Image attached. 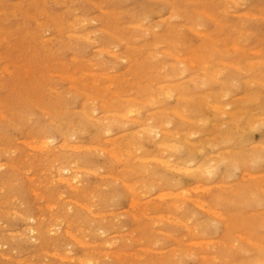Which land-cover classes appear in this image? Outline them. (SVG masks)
Listing matches in <instances>:
<instances>
[{
	"label": "rangeland",
	"instance_id": "rangeland-1",
	"mask_svg": "<svg viewBox=\"0 0 264 264\" xmlns=\"http://www.w3.org/2000/svg\"><path fill=\"white\" fill-rule=\"evenodd\" d=\"M91 1H94V2H91ZM175 1L178 3H175ZM206 1H207V4H206ZM210 1H211V3H210ZM96 2H95V0H50V1L49 0H19V1L18 0H0V35L1 34L3 35V38H2V35L0 36V40L2 39L0 41V65L2 63L6 62L5 63L6 66H4V64H2V66H1L2 68H0L1 69L0 71L2 72V73L0 72V75H1L0 81L2 82V83H0V102L2 104L0 106V108H3V107L5 108V109L4 108L0 109V112H1L0 113V145H1L0 146V191H1L0 192V201L1 202L0 203H2V202L6 203V201L8 202L7 205L4 204L7 208L4 207L3 203L0 204L3 208V209L0 208V210H5L3 212L0 211L1 212L0 213V229H1L0 234L2 231V234L0 235V237H1L0 243L3 245L0 247V249L3 247L0 250V252L1 251L4 252V253H0V256H1L0 257V259H1L0 263L4 264L7 261L5 264H8V262L10 264H13V261H14V263L22 264V262L25 263V261H26V263H27L28 260L31 261V259L33 258V260H35V261L33 262V260H32L31 261V262H33L32 264H37L40 261V259L42 261L43 260L44 261L43 262L40 261V263H38V264H41V263L45 264L46 263L45 260L48 257L47 254L49 253V250H50V252L56 251V253L55 252H54V254H52L53 252L50 253L49 258L46 260L48 262L47 264H50V263L51 264H56V263H59V264L60 263L61 264H79L80 263L79 260H81V262H82L80 264H87L86 262H88V260L90 258H92L95 261V264H113V263L114 264H135V263L136 264H157V263L158 264H169V263L170 264L171 263L172 264H175V263L176 264L177 263H179V264H203V262L204 263L206 262L205 260H207V263H205V264H208L209 260H211L209 262H211L212 264H231V263H233V264H236V263L237 264H246V263H249L248 261H250V263H252L251 260L252 261H255V260L258 261L259 260V261L264 262V218H263L264 217V183H262L264 180V148H263L264 147V116H263L264 115V97H263L264 96V79H263L264 76H262V75H264V72H263L264 71V66H263L264 65V54H263L264 53V35H263V33H264V0H243V1L242 0H238V1L237 0L236 1H234V0H232V1L231 0H214V1L213 0H204V1L203 0H201V1L200 0H197V1L194 0L193 3L190 2L189 0H185V2H184V0H96ZM201 2L203 4H201ZM214 2H216V4H214L215 7H214V5H212ZM220 2H222V3H220ZM95 3H96V5H95ZM227 3H230V4L226 5ZM234 3H238V4L234 5ZM254 3H255V5H254ZM170 4L172 5V8H171ZM218 4H219V6H218ZM222 4H224V5H222ZM239 4H241V6ZM161 5H164V6H161ZM175 5H177V6H175ZM216 5H217V8H216ZM252 5H254V7H252ZM197 6H198V8H197ZM205 6H208V7H205ZM210 6H211L213 11L212 10L208 11ZM226 6L232 7V8L228 9ZM182 7H185V8H182ZM177 8L180 10H178ZM181 8H182V10H181ZM203 8H205V10ZM213 8H215V9H213ZM226 9H228V10L226 11ZM91 10H93V11H91ZM102 10H104L105 12ZM170 10H172V11H170ZM220 10H222V11H220ZM248 10H251L252 13L250 11L248 12ZM255 10H256V13L258 12L257 14H254ZM163 11H164V14H163ZM176 11H179V12H176ZM223 11H225V12L223 13ZM244 11L248 12L250 14V16H252V18L249 17L248 13H244ZM169 12H170V14H169ZM232 12H233V14H230ZM189 13H190V15H189ZM210 13H211V15H208ZM172 14H174V16ZM251 14H254V15H251ZM260 14L263 15V17ZM81 15L82 16L85 15V17L83 16V18H85V19H79V17H81ZM245 15L247 17H245ZM189 16H191V18H189ZM13 17H14V19H13ZM74 18H75V20H74ZM241 18L242 19L245 18V19L241 20ZM184 20H186V21L181 22ZM228 20H230V21H228ZM69 21L70 22L73 21L72 23L74 25H72V23H70ZM95 21H96V24H95ZM143 21L145 23H143ZM67 22H69V23H67ZM136 22L138 24H133ZM153 22L155 24H153ZM128 23H131V24L127 25ZM184 23L187 25L185 26ZM234 23L236 24V27H235ZM85 24L87 25V27ZM257 24H258V26H257ZM188 25L189 26L191 25V26L188 27ZM240 25H242V26H240ZM74 26H75V28H74ZM84 26H85V28H84ZM140 26H141V28H140ZM67 27H70V28H68V30H67ZM80 27H82V28H80ZM155 27H157V30L154 29ZM237 27H239V28H237ZM257 27H259L260 29ZM102 28H103V30H102ZM189 28H191L192 30ZM195 28H196V30H195ZM245 28H248L249 32H247ZM197 29L199 31H201V33L203 35L201 33H200L201 35H199V31ZM236 30H239V32L238 31L236 32ZM67 31L69 32L70 35L68 34ZM214 31H216V32H214ZM243 31L246 32V33L244 32V35L242 34ZM259 31L262 32L261 35H259L260 34ZM79 32L80 33L83 32L84 34L81 33L82 35L80 34V36H79V34H78ZM88 32H90V35ZM87 33L89 36L86 35ZM92 33H94V34H92ZM204 33L206 35H208V37L205 36ZM238 33L240 35H237ZM249 33H251V34H249ZM76 34H78V35H76ZM74 35H76V36H74ZM104 35H106V38ZM227 35H228V38H227ZM246 35H248V37ZM6 36H8V37H6ZM46 36H48V38ZM81 36H83L84 38ZM5 37H6V39H5ZM85 37H89L93 41L86 39ZM139 37H141V38H139ZM142 37H144V38L142 39ZM201 37H203L204 39H202ZM242 37H243V39H242ZM101 38H103V39H101ZM248 38H249V41H247ZM9 39H11V40H9ZM75 39H76V41H75ZM139 39L142 41H140ZM240 39H241V41H240ZM201 40H203V41H201ZM84 41H87V42L85 43ZM219 41H221V42H219ZM260 41H262V42H260ZM247 42H248V44H247ZM163 43H164V46H163ZM217 43H219V44H217ZM121 44H122V46H120ZM231 44H232V46H231ZM236 44L238 46H240L239 50L234 49L233 45L235 46ZM131 45H135V46H131ZM207 45H208V47H207ZM255 45H259V46H255ZM223 46H224V48H223ZM229 46H231L232 49H230ZM97 47L99 49H101L103 47L105 49L106 47H108V49L105 50V51H107V54L104 51L102 52V51L98 50ZM109 47L111 48V50ZM120 47L121 48L123 47L124 50L121 49ZM154 47H156V48H154ZM226 47H227V49H225ZM255 47H256V49H255ZM92 48H94L96 50L94 51V49H92ZM114 48H115V50H114ZM162 48H163V50H162ZM187 48H188V51L185 52L187 50ZM13 49L16 50L15 53H14ZM137 49H139V52ZM164 49L166 51H164ZM169 49H170V51H169ZM194 49L197 52L199 51V53L203 56L204 60L207 59L209 61V64L211 62H213V64H212L213 66L210 64L209 70L213 71V69L216 70V68H218L219 70L223 71V72L220 71V75H219V78L217 80H215V77H212V78L206 77V76H203L199 73H196V71L189 69L187 65H183V64L181 65L182 67L186 66L185 67L186 68L185 73H183V75L178 76L177 78H172L174 67L177 65V59H176L177 57H175V56L176 55L185 56L186 55L185 53L188 54L190 51H192ZM196 49H198V50H196ZM200 49H202V50H200ZM249 49H250V52H249ZM257 49L259 52H261L260 54L255 53V51H257ZM10 50L13 52H11ZM101 50H103V49H101ZM112 50L117 52L118 57L116 56V53L113 52ZM179 50H181V52ZM215 50H216V53H215ZM231 50H234V51H231ZM235 51H237V52H235ZM83 52H85V53L83 54ZM101 52L103 54H100ZM111 52L113 54H111ZM159 53H160V55H161V53L163 55L160 56ZM212 53H215L216 55L215 54L213 55ZM218 54H219V56H218ZM73 55L75 57L78 56V57H76V60L71 58V57H73ZM99 55H100V57H99ZM111 55L114 57H112ZM225 55H227V56H225ZM123 56H126L127 58L125 59V58H123ZM216 56H218V57H216ZM222 56L226 57V58H223ZM255 56H256V58H255ZM15 57H16V59H15ZM250 57L253 59V61L255 59V61L256 60H262V62L252 64L251 63L252 59H250ZM18 58H20V59H18ZM86 58H88V59H86ZM89 59H90V61L88 62ZM120 59L124 60V61L122 60L123 63ZM219 59L220 60L223 59L225 61V64L222 63L223 60L220 62ZM246 59H248V63H246L247 62ZM2 60L3 61L5 60V61L1 62ZM93 60L95 62H93V64H92L91 61H93ZM125 61L127 62L128 65L126 64ZM171 61H172V64H171ZM18 62H20V64ZM99 62H102V63H99ZM108 62L109 63L111 62L112 65L109 64ZM117 62H119L118 65H117ZM229 62L233 63V65L234 64L237 65V67L235 68V65L234 66L229 65ZM96 63H97V65H100V66L94 67V66H97V65H94ZM14 64H18V65H14ZM218 64H220V65H218ZM250 64H252V65H250ZM107 65L108 66L111 65L110 66L111 68L108 67ZM114 65H117V66H114ZM90 66L92 68H90ZM219 66H220V68H219ZM238 66H240V68ZM23 67H26V69ZM80 67H81V69H78ZM126 67H128V68H126ZM163 67L166 69H164ZM227 67H228V69H227ZM260 67L262 68L261 70H260ZM3 68H5V70H3ZM6 68H7V70H9V68H10V71L7 72ZM105 68L107 71L105 70ZM157 68H158V70H157ZM224 68H226V71L224 70ZM237 68H239L240 70ZM85 69L88 71H86ZM95 69H97V70H95ZM148 69L149 70L151 69V71H149ZM31 70H33V71H31ZM98 70H100V71H98ZM103 70H105V71L103 72ZM110 70H112L111 71L112 75H109ZM139 70L141 72H138ZM161 70L163 72H161ZM25 71H27V72L25 73ZM50 71H52V74ZM84 71H86L87 73L89 71L90 72H89V74H87ZM92 71H95V74L93 72L94 76L91 75ZM97 71L99 74L97 73ZM53 72H55V73H53ZM58 72H60V74ZM61 72L63 75L61 74ZM64 72L66 73L67 76H70V73H71L70 78L72 77V74H73V77L71 79L74 81L69 80L70 79L69 77H68L69 79L66 78L67 76L64 75L65 74ZM68 72H70V73H68ZM106 72L109 74H107ZM152 72H153V74H152ZM121 73H124V74L122 75ZM194 73L196 74V76H191V75H195ZM238 73H240L239 77H238ZM248 73H250V74H248ZM105 74L109 75V78H108V76L106 77ZM113 74H115L114 77H111V76H113ZM231 74H232V76H231ZM235 74H236V76H235ZM83 75H85V76H83ZM97 76H99L100 78L101 77H104V78L99 79V77L97 78ZM128 76H130V77L132 76V77L129 78ZM200 76H201V78L206 77V78H204V81H202L203 78L201 80ZM260 76L262 79L260 78ZM79 77H80V79H79ZM85 77H86V81L84 84ZM94 77L96 79H94ZM165 77H166V79L173 80V81H171L172 85L178 84L181 86V88L184 87L183 90L188 88L187 90H185V92L186 91L187 92H186V96L184 97V99L183 98L180 99L179 96H172V97L170 96L171 97V99H170L169 96H166L168 98L167 99L164 94L161 95L160 89H159V92H157L158 91L157 88H159L158 86H161L164 84L163 81H164ZM196 77L198 79L199 78L200 79L198 80ZM227 77H228V79H227ZM244 77H245V79H244ZM248 77H249V79H248ZM258 77L260 79H258ZM92 78L94 79L93 82L91 81V80H93ZM141 78L144 81H142ZM184 78H186V79H184ZM190 78H192V79H190ZM252 78H253V80H252ZM177 79H179V80H177ZM189 79H190V81H189ZM255 79H258L261 82L263 81V83L258 82ZM76 80H77V82H75ZM82 80H83V83H82ZM176 80L177 81L181 80L180 81L181 83L177 82ZM206 80H207V84L205 85ZM43 81H45V82H43ZM110 81H112V82H110ZM158 81H160L162 84ZM251 81L253 84L251 83ZM3 82H4V84H3ZM87 82L90 83L89 84L90 87H89ZM94 82L95 83L98 82L99 84L97 83L98 84L97 85ZM122 82H124L125 84L124 83L122 84ZM128 82H131V83H128ZM107 83H108V85H107ZM200 83H202V84H200ZM68 84H69V86H68ZM70 84H71V86H70ZM73 84H74V86L72 87ZM101 84H102V89H101V87H99ZM119 84L121 85V87ZM133 84H134V86H133ZM156 84L157 85L159 84V85L157 86ZM167 84H171V83L167 82ZM233 84H234V87L232 86ZM46 85H47V87H46ZM202 85H203V87H202ZM94 86L95 87L97 86V88L95 89L96 92L94 90V88H95ZM144 86L146 87L145 88L146 90L144 89ZM246 86L248 89H246ZM54 87L56 88V90L58 92L55 90ZM75 87H77V88H75ZM88 87H89V89H88ZM103 87H105V89H107V90H105ZM108 87H110V88H108ZM135 87H138V91H137V88H135ZM200 87H202V88H200ZM51 88L53 89L52 91H51ZM123 88H126V89H124V92H123ZM222 88H224V89H222ZM79 89L80 90L82 89V90L79 91ZM148 89H149V91L152 90V92L150 91L151 94H150V92H148ZM208 89L210 91H208ZM226 89L229 91L228 93H227ZM83 90H85L86 94ZM89 90L92 93H90ZM114 90H115V92H113ZM140 90H142V91H140ZM232 90H234V91H232ZM250 90L251 91L253 90V91L251 92ZM53 91H56V92H53ZM139 91H140L141 95L139 94ZM143 91H145V92H143ZM154 91H156V92L154 93ZM222 91H223V93L225 91L226 92L223 94ZM94 92H95V94H94ZM117 92H119V93H117ZM120 92L122 94H120ZM198 92H200V93H198ZM208 92L209 93L211 92V93L209 94ZM254 92L258 93V97L256 96L257 94L255 95ZM261 92H262V94H261ZM40 93H41V95H40ZM87 93H90V96H89L90 98L88 97L89 94H87ZM187 93H188V95L191 94V96H187ZM226 93L228 94V96ZM243 93H245L244 94L245 96L246 95H248V96H246L244 98L242 96H239V94L243 95ZM219 94L223 97H221ZM130 95H131V97H130ZM204 95L205 96L207 95V97H205ZM121 96H122V98H121ZM134 96H135L136 101L134 100ZM225 96H227V97H225ZM117 97H118V99H117ZM129 97H130V99H129ZM132 97H133V99H132ZM136 97H137V99L141 98L142 102H140L141 100H139V99L137 100ZM152 97H155V99L157 97V99H159V102H157V103L149 102ZM200 97H201V100H203V101L200 100L199 101L200 103H198L197 100H199ZM209 97H210V99H209ZM101 98L104 102L101 101ZM185 98H186V100H185ZM219 98H221V100H219ZM253 98H255L256 101H253ZM256 98H258V99H256ZM104 99H106V100H104ZM163 99H166V100H163ZM237 99H239V100H237ZM240 99H241V101H240ZM260 99H261V101H260ZM84 100L87 102H85ZM188 100H193V101L191 102ZM206 100L207 101L211 100L212 103H211V101L209 103H207ZM225 100H227V101H225ZM250 100H251V102H250ZM95 101H97V103ZM106 101H108L110 103H107ZM117 101H120V102L122 101V102L120 103ZM160 101H163V102H160ZM219 101H221V102L225 101L226 103L224 102V104L221 103L222 105H220ZM233 101H235V102H233ZM135 102H136V104H135ZM137 102H139V104H137ZM187 102H189V104ZM193 102H195V103H193ZM84 103L86 104V106ZM91 103H92V105H91ZM102 103L105 105H103ZM116 103H118V104H116ZM130 103H132V106L137 105L136 107L139 108L140 113L135 114V116L140 115V117L137 116L135 118L134 115L130 116L127 114V116L126 115L125 116L130 119V122H129L128 121L129 119L127 120L126 117H124V116L121 117L119 115L122 112L123 113L125 112L124 107L127 106L125 104H130ZM218 103H219L220 107L223 105H226L227 107L225 106V107L221 108L222 109L221 110L220 108H217V106H216V105H218ZM70 104L71 105L74 104L75 106L74 105L71 106ZM173 104H175V105L173 106ZM185 104H188V105H185ZM205 104H207V105H205ZM212 104L216 107H214ZM82 105L85 106V108ZM123 105H125V106H123ZM176 105H178V106H176ZM238 105H240V106L237 107ZM34 106H35V108H34ZM92 106H95V107H92ZM249 106L250 107L252 106L253 108L252 107L250 108ZM42 107H44V108H42ZM141 107H143V108H141ZM245 107L252 109V110L246 109ZM112 108L114 109L113 111H112ZM150 108L152 109V111H154V114L152 111H150L151 110ZM174 108H175V110H174ZM228 108H230V109H228ZM232 108H233V110H232ZM41 109H43V110H41ZM80 109L84 110L86 113L85 112L83 113ZM86 109H87V111H86ZM115 109H117V110L123 109V110L120 112V114H118V112H117V114H115L116 113ZM168 109H169V111H168ZM190 109H192V110H190ZM226 109L228 111H226ZM234 109H235V111L239 110L238 113L235 114ZM9 110H10V112H9ZM44 110H46L47 112ZM102 110H105V111H102ZM106 111L107 112L109 111L108 113L110 115L115 112L114 114L116 116L115 115L110 116L109 114H107ZM156 111L159 112V114L161 112L164 114V115L162 114L163 119L169 121V129L171 128L170 129L171 131L174 130L173 132L176 135L175 137L179 138V143L183 142L182 146L179 144L180 146L179 147L175 146L176 147V149H175V147L171 144L170 146H168L166 148L162 147V150H164V151H161V148L159 149V147H157L155 145V141L152 138V136L149 135L145 130H142V127L139 125V122L140 123L144 122L142 120H145L146 122H150V123L158 122L156 119L158 118L159 114L155 115V113H157ZM175 111L177 113H175ZM72 112H74V113L72 114ZM145 112L146 113L148 112L146 114V116H145ZM219 112H221V114H219ZM225 112H227V113H225ZM230 112H232L234 115L232 113H231L232 114L231 115ZM243 112H245V113H244V115L241 116L240 113L243 114ZM100 113L104 116H105V114H107V115L104 117ZM201 113L202 114L205 113L204 115L207 117L208 121H207V119H205V116L202 115ZM28 114L29 115L32 114V115L29 117ZM175 114H177V115H175ZM258 114H259V116H258ZM89 115H90V117L93 116V118L90 119ZM97 115L98 116L100 115V116L97 117ZM191 115L192 116L197 115V117L193 116V119H192ZM261 115H262V120H261ZM1 116L5 117V118H3ZM182 116L183 117L186 116L187 118L191 117V119L189 118L188 120H186L185 117L183 118ZM59 117L61 120L58 119ZM100 117L102 120H100ZM106 117L107 118L109 117L110 119L107 120ZM115 117H117V118H115ZM142 117H144V119ZM151 117H154V118L152 119ZM198 117H199V119H198ZM97 118H99V119H97ZM118 118L120 119V121L118 120ZM146 118L147 119L149 118L152 120L148 119L149 120L148 121ZM201 118H203V120L200 121ZM49 119H51L53 122H51V120H49ZM181 119L184 120L186 123H184V121H182ZM194 119H196V120H194ZM217 119L219 120L218 122H217ZM40 120H42V121L40 122ZM96 120L97 121L100 120V121L97 122ZM105 120H107V121L104 122ZM191 120L192 121L194 120V121L192 122ZM225 120L228 122L226 123ZM248 120L250 122H246ZM29 121L31 122L30 124H29ZM110 121L112 124L109 123ZM118 121H119V123H118ZM121 121H123L122 124H121ZM100 122H102V123H100ZM199 122H201V123L203 122V124H199V126H198ZM204 122H206V124ZM217 123H219V124H217ZM260 123L262 124V126ZM32 124H34V125H32ZM89 124H90V126H89ZM179 124H180V126H179ZM188 124H191V126ZM94 125H95V127H94ZM102 125H103V128H102ZM106 125L111 127L110 131H105L106 129L104 127H106ZM214 125L217 128H215ZM117 126H119V127H117ZM98 127H100V128L98 129ZM136 127H139V128H136ZM178 127H180L179 128L180 130H182V131H179V133H177L178 129H176ZM208 127L209 128L211 127V128L209 129ZM219 127L222 131L220 129H218ZM249 127H251V128L248 129ZM101 128L103 130H101ZM132 128H133V130H131ZM206 128H207V130H206ZM213 128H215V130ZM217 129L224 134L222 135V133L219 132ZM54 130L57 131L58 133L57 132L55 133ZM84 130H87V131H84ZM128 130H130L129 133L127 132ZM175 130H177V131H175ZM183 130L184 131L186 130V131L184 132ZM190 130H193V131H190ZM194 130H196V131H194ZM197 130L199 131L198 133H197ZM230 130H231V132H230ZM249 130H251V131H249ZM253 130H255V131H253ZM102 131L104 132L105 136H102V135H104ZM124 131H125V133H123ZM61 132H62V134H61ZM83 132H84V135H82V137H80L79 135ZM117 132L118 133L121 132L120 135L121 134L122 135L121 136L118 135ZM192 132H196V135H195V133L192 134ZM247 132L248 133L254 132V133H251L252 135H250ZM127 133L129 134L128 136H127ZM227 133L229 134L228 136L230 138L233 137V140L229 138V141H228V136H226L227 138L224 136V135H227ZM244 133L245 134L247 133L245 135V137H244ZM63 134H64V136H63ZM108 134H110V135H108ZM115 134H117L118 136L121 137V138L117 137L118 138L117 140H116V138L114 139L116 144L118 146H120L121 144L124 143L122 145V148L125 145L124 147L126 149L125 148L121 149V146H120V148L119 147L116 148V144L112 140V138L117 136ZM184 134L186 136L189 135L188 136L189 138L181 137L182 135L185 136ZM190 134L192 136H190ZM219 134L222 136H220ZM106 135H108V136L106 137ZM230 135H232V136H230ZM44 136H45V138H43ZM69 136H71L73 138H70ZM215 136H217V139L215 138V141H219L217 144L213 140ZM242 136L245 138L243 140L245 142H243L241 140ZM249 136H250V138L253 139L252 141H250L251 139L249 140ZM46 137L47 138L51 137L50 140L52 139V137L54 140H57V139L58 140L55 142L52 140L53 141L52 142L49 139H46ZM103 137L107 138L108 140L104 139ZM24 138H27V140ZM62 138H63V140L66 139V140H64L67 143V146H66V143L64 144L66 148L64 147V145L61 146L64 143V141L62 142ZM77 138H79V139H77ZM81 138H83V139H81ZM99 138H101L102 141ZM199 138H200V140H199ZM209 138H210V140H209ZM219 138H221V139L219 140ZM42 139L47 140L48 145L51 142V144L48 146L51 149L50 148L47 149V147L46 148L43 147L45 150L43 148H40L41 151H40L39 147H36V149H34L35 145H38V143H40L38 146L41 145V141H43ZM70 139H72V140H70ZM186 139L188 141H186ZM201 139H203V140H201ZM30 140H32V143L30 142ZM36 140H38L40 142L35 143L34 141H36ZM110 140H112V141H110ZM204 140L207 142L209 140L211 142V143L208 142L209 147L207 145H205ZM247 140H249V141L246 142ZM73 141H75V142H73ZM106 141H107V143L111 142V143H109L110 144L109 146L107 145ZM138 141H140V142H138ZM144 141H146V142H144ZM192 141L194 142V144H192ZM201 141L203 142V144ZM59 142L61 143V145ZM69 142L72 143V144L70 143V146L68 144ZM207 142H206V144H207ZM256 142H258V144ZM260 142H262V143H260ZM73 143H77V146L79 145V148L77 146L74 147L73 145H76V144H73ZM84 143H86L87 145H85ZM118 143H120V145ZM129 143H130V145H129ZM14 144H16V145H14ZM92 144L94 146H96L97 144L98 145L100 144V145L99 146L97 145L99 148L93 149V147H90V145L93 146ZM112 144L115 146L114 148H113ZM132 144H133V146L130 149L129 147ZM82 145L87 146V147H84L85 149H81L80 147H83ZM257 145H258V147H260L259 149H258ZM71 146H72V148H70ZM102 146H104L106 148V151H107V148H108V150L113 149L114 150L113 155H111L112 154L111 150L109 152L108 151L106 152L104 150L105 148L103 149ZM200 146L203 147L204 150ZM247 146H249V147H247ZM7 147H9V148H7ZM54 147H57V148L55 149ZM61 147L62 148L64 147V148L62 149ZM180 147H182L183 149ZM191 147H193V148H191ZM205 147L207 149H205ZM232 147L236 148L238 150L234 151L235 149H233ZM37 148H38V150H37ZM75 148H77V149H75ZM127 148H129L130 151H127ZM156 148L159 149L158 152H157ZM170 148L172 150H170ZM177 148H179V149L177 150ZM21 149H23V150H21ZM88 149H90V150H88ZM91 149H92V151H91ZM96 149H98L99 151H97ZM116 149H117V151H116ZM119 149H121V150H119ZM135 149H136L137 153L135 152ZM227 149L229 151L230 150H233V151L229 152ZM250 149H252V150H250ZM29 150L30 151L33 150V152L30 154ZM86 150L88 151V153ZM131 150H132V152H131ZM165 150H166V152H165ZM188 150L190 152H188ZM201 150H203V151H201ZM257 150L259 153L256 154L255 152ZM26 151H27V153H26ZM36 151L38 152V154ZM223 151H224V153H222ZM249 151H251V152H249ZM252 151H254V152H252ZM6 152H7V154H6ZM18 152H20V154ZM68 152H70L71 154ZM83 152H86V153H83ZM104 152H105V154H104ZM160 152H161V155H160ZM28 153L30 154V156H28ZM41 153H42V155H41ZM77 153L81 154V155L79 156ZM108 153H109V155H108ZM118 153H120V155L121 154L124 155V158L122 157V155L120 156ZM123 153H125V154H123ZM143 153L146 155H144ZM227 153H229V154H227ZM253 153L255 155H253ZM52 154L54 155V157H52ZM114 154H116V156ZM162 154H164V155H162ZM173 154L175 157L173 156ZM48 155L50 156V158L52 157L53 160H52V158L50 159L48 157ZM55 155H56V157H55ZM86 155L89 156V158L86 157ZM125 155H126V157H125ZM222 155H224V156L222 157ZM250 155L253 156V158L251 157L253 160L250 158ZM26 156H28L27 159H26ZM70 156H72V157H70ZM137 156L138 157L142 156V158L138 159ZM146 156H148V157H146ZM160 156H162V157H160ZM24 157H25V161H24ZM132 157H134V158L137 157V158H135V161H134V159ZM149 157H151L150 158L151 160L150 159L147 160V158H149ZM152 157H154V158H152ZM159 157H160V159L163 158V160H160ZM187 157L193 158L194 163L195 162L200 163L201 161H204L206 159L215 160L218 162L219 166H221V167H218L217 172L213 173L209 177L198 178L199 176H197L192 170L189 169L190 170L189 171L187 169L188 173L193 172V174L191 175V174L186 173V171L184 169L182 171L179 167H177L178 163L185 161ZM219 157H220V159H219ZM225 157H226V159H225ZM242 157L244 159H242ZM68 158H70V159L68 160ZM87 158H88V160H86ZM117 158L121 159L122 161L118 160ZM126 158H127V160H126ZM143 158H146L145 159V161H147L146 167H147V169L149 168V170H150L149 173H145L140 169V165H141L140 162L142 160H144ZM216 158H218V159H216ZM58 159H61V160H58ZM129 159H130V161H129ZM131 159H133V160H131ZM250 159L256 163H253L252 161H250ZM14 160L15 161L17 160V161L15 162ZM29 160H31L30 164H29V162H30ZM65 160L67 162H65ZM246 160H248L247 161L248 163L246 162ZM20 161L24 162V163H21ZM26 161L28 162V164H25ZM123 161H127V164H126V162H123ZM11 162H12V164H11ZM19 162L21 164L18 165ZM34 162H35V164H33ZM38 162H40V163L38 164ZM68 162H69V164H68ZM72 162H74V163H72ZM87 162H89V163L87 164ZM131 162L133 163V165ZM220 162H221V165H220ZM244 162H245V164H244ZM42 163H45L46 165L42 164ZM79 163H80V165H79ZM73 164H75V165H73ZM123 164H124V167H123ZM9 165H13V166H9ZM50 165H51V167H54L53 169L55 170V172L50 167ZM57 165L61 168V169L59 168L60 171L57 170ZM69 165H71V166L69 167ZM119 165H121L122 168ZM17 166H18V168H17ZM24 166H26L25 167V168H27L26 170H25ZM168 166H169V168H168ZM172 166L174 168H172ZM233 166H234V168H233ZM8 167H10V168H8ZM14 167H16L17 170H16V168L14 169ZM72 167L74 168V170H72ZM79 167H82V168L84 167V170H80ZM86 167H87V170L89 169V171H87V170L85 171ZM100 167L102 169H100ZM130 167H132L134 169V171L132 168H131L132 171H130L131 170ZM6 168H8V169H6ZM29 168H30V170H29ZM62 168H64V169H62ZM93 168H95L96 170L94 169L95 170L94 171ZM106 168H107V170H109V172H110V170L111 171L113 170V171L110 173H107ZM163 168H165V170H163ZM175 168H178V169H175ZM235 168H237L238 170L236 169L237 170L236 171ZM21 169L23 172L21 171ZM115 169L117 171H115ZM123 169H124V171H123ZM66 170H67V172H66ZM162 170L165 172H163ZM242 170H243V172H242ZM96 171H98V172L96 173ZM154 171H155V173H153ZM39 172H40V174H39ZM127 172H128V174H127ZM253 172L256 175L253 174ZM258 172H259V174H258ZM260 172L261 173L263 172V174H261ZM54 173H55V175H54ZM60 173L63 174L64 178L62 177V175ZM125 173H126V177H125ZM151 173L155 174V175L152 176ZM4 174H6V175H4ZM42 174H44V175H42ZM58 174L60 176L59 181L57 179ZM95 174H99V175L95 176ZM106 174H108L107 177H105ZM109 174H110V176H109ZM115 174H117V176ZM131 174L133 175L132 178L130 177ZM136 174H137V179L135 178ZM165 174H166V177H165ZM231 174H233L234 176ZM12 175H13V178H12ZM51 175L55 178V180L53 179V177ZM67 175L68 176L71 175V177H72V175L77 176V180H76L77 185H75L77 187V190H76V187H74L75 189L73 187L70 188L71 186H70V184L68 185V182H67V180L70 177H68ZM84 175H86V176H84ZM101 175H103V176H101ZM138 176H140V177H138ZM160 177H162V178H160ZM65 178H66V180H65ZM84 178H87V179H84ZM116 178L118 180H114ZM127 178L129 181L127 180ZM233 178H234V180H233ZM261 178H262V180H260V181H262V182H259V179H261ZM63 179H64V182H63ZM108 179H110V181ZM1 180H3L2 181L3 183H5V181L8 182V183H5L7 185L5 186V185L1 184ZM83 180L84 181L87 180V182L88 181H90V182L87 183V182H84ZM111 180H113V181H111ZM134 180H136L135 182H138L136 185L134 184ZM222 180H226L227 183H225L226 181H222ZM106 181H107V183H106ZM123 181L125 183H123ZM235 181H238V184H236L237 182H235ZM76 182H73V183L75 184ZM110 182H112V183H110ZM197 182L199 183L198 186H196ZM221 182L225 183V184H222ZM86 183L87 184L90 183V184L86 185ZM127 183L128 184L130 183V184L128 185ZM247 183H248V185H247ZM8 184H10V186ZM29 184H31V185L29 186ZM74 184H73V186H74ZM79 184H81V185L79 186ZM157 184H160V185H157ZM203 184L207 187L208 190L206 189L205 186H203ZM96 185H98V186H96ZM131 185L134 187L133 188L134 190L132 189ZM207 185L209 186V188ZM25 186H26V189H25ZM191 186H193V187H191ZM201 186H203V188ZM236 186H237V188H236ZM31 187H32V189H31ZM197 187H200V188H198L200 190H197L196 189ZM1 188L2 189L5 188V191L7 189V191H6L7 193L6 192L4 193L3 190H1ZM27 188H28V190H27ZM178 188H181V189H178ZM69 189H71V190H69ZM79 189L80 190H83V189L86 190V191H84V193L86 195L82 191H80ZM195 189H196V191H194ZM237 189L239 191H241L240 189H242V191H244V192H240L242 194H240V193L238 194L239 191L237 192L236 191ZM117 190H119V192ZM163 190H165V193L168 195H166V197H164V198H161L162 197L161 194H165L164 192H162ZM9 191L13 192V193L16 192V194H10ZM34 191L36 193H34ZM92 191L94 193L91 194ZM102 191H103V193H102ZM182 191H184L185 193ZM203 191H204V193H203ZM80 192H82L84 195L83 194L80 195L79 194ZM194 192L196 194L199 193L197 195V198H196V196H195L196 194ZM3 193L6 194V196ZM154 193L155 194L158 193L161 197H158L157 196L158 194L155 195ZM35 194L36 195L38 194V195L35 196ZM54 194H57L58 196H56ZM59 194L62 195V197ZM95 194H96V196L94 197ZM218 194H219V197H218ZM18 195H19V198H21L22 195L25 196V197L23 196V198H22L24 200V202L22 199L17 198ZM70 195L72 196V198H70L71 197ZM90 195H93V196L90 197ZM177 195H179V196H177ZM193 195L195 196V198H192V197H194ZM15 196H16V198H15ZM55 196L58 197L59 200L57 198L55 199ZM86 196H89V197H87L88 200L86 199ZM102 196H103L104 201H106V206L108 204L107 207L105 206V202L102 201L103 200ZM215 196H217V197L215 198ZM220 196H222V198H223L222 202L225 203V204L222 203L223 207H222V205L221 206L219 205L221 203L220 200L222 199ZM59 197H61V199ZM82 197H84V198H82ZM130 197H131V200H130ZM189 197H191V198L188 199ZM49 198L52 201H48ZM67 198H70V199H67ZM75 198L77 199L76 201H75ZM218 198H219V202H218ZM232 198H233V200H232ZM250 198H253V199L254 198H260L263 200V202L260 204H257L255 202L250 203V201L252 200ZM72 199L74 200L73 203L71 202ZM91 199L92 200L94 199L95 201H92ZM107 199H108V201H107ZM111 199H113L112 200L113 203L111 201L110 202L111 204H110L109 201ZM142 199H144V200H142ZM214 199L215 200L217 199L216 205L218 208L216 207V205L213 204L214 202H216ZM248 199H249V201H247ZM11 200L13 201V204H12ZM60 200H61V202H60ZM81 200H83V202ZM97 200L98 201L100 200L102 203L100 201L98 203ZM134 200H136V202H137L136 206L133 205ZM180 200H182L183 202L182 201L180 202ZM54 201L56 203L58 202V204H56ZM63 201H65V202H63ZM231 201H234V202H232V204H230ZM29 202H33L34 206L31 207V205H33V203H29ZM49 202L54 204V205L51 204L52 205L51 207L53 209L52 208L50 209V203ZM118 202H120L121 204H119ZM226 202H228V203H226ZM240 202L244 203V204H241ZM9 203H10V205H9ZM46 203L48 204V207H46L47 206ZM59 203L61 204V206L59 205ZM75 203L77 205H74ZM78 203H81V205ZM82 203H84V204L88 203L87 206L84 205V207H86V208L82 207L83 206ZM184 203H185V205H184ZM19 204L22 205L21 206L22 208L20 207ZM36 204L41 206L40 208H42V209H39L38 208L39 206H36ZM89 204H91V206L92 205H94V206L91 207ZM98 204H99L100 210L98 208ZM198 204L200 207L198 206ZM117 205H119V206H117ZM155 205L156 206L158 205V207H156ZM74 206L80 207V209L78 208L79 210H77V207L73 209ZM190 206H193V207H190ZM188 207H190L191 209ZM12 208H14L13 210H15V211L17 210L16 213H15V211L12 210ZM68 208L70 211L67 210ZM101 208H102V211H101ZM103 208H104V211H103ZM111 208H114V209H111ZM130 208L131 209L133 208V209L131 210ZM195 208H196L197 212L196 211L194 212ZM81 209H83V210H81ZM92 209H93V211L98 209L96 212L94 211V214L96 215V217H95V215H93ZM221 209L223 210V212ZM224 209H225V212H224ZM8 210L10 211V214L8 215L9 217L6 215L7 212L9 213ZM60 210H61V212H59ZM115 210L117 211V213ZM186 210H191V211L187 212ZM73 211H74V215H73ZM79 211H81L82 213H78ZM98 211L101 212L100 214L104 218L98 213ZM112 211H115L114 212L115 216L113 215ZM229 211H230V213H234V214L227 215V214H229ZM18 212L19 213L22 212V215H20V214L18 215ZM52 212H53V215L56 216V220H55V217L52 215ZM102 212L103 213L108 212V214H106V216H104L105 213L102 214ZM183 212L184 213L187 212L184 214V217L181 216V214H183ZM193 212L197 213L199 215L197 216ZM251 212H253V213H251ZM14 213L17 214L16 217H13V216H15V215H13ZM34 213H36V214L38 213V214L36 215ZM66 213H68V214H66ZM86 213L89 215H86V216L84 215L83 217L79 216V214H81V216H82L83 214H86ZM4 214L8 218L5 217ZM40 214H41V216H40ZM190 215L191 216L196 215V217L195 216L191 217ZM35 216L36 217L38 216L37 217L38 221L35 220L36 219ZM87 216H90L91 219L94 216V219L91 220V219H89L90 217H87ZM100 216L102 217L101 219H100ZM117 216H118V219H117ZM188 216H190V218ZM208 216H209V218H207ZM215 216H217V217H215ZM27 217H29L30 219ZM31 217L34 220L33 222L31 220ZM67 217L70 218L71 220L68 219ZM187 217L191 220H189ZM19 218L22 221L19 220ZM47 218H48V220H46ZM95 218L100 219V222L103 220H105V221H103L100 224L99 220L98 219L96 220ZM186 218L188 221L186 220ZM253 218H255V219H253ZM5 219H7V220L10 219V220L7 221ZM50 219H51V221H50ZM166 219H169V220H166ZM215 219H217V222H214V221H216ZM69 220H70V223L68 224ZM95 220H96V222H95ZM5 221L7 222V225H6ZM90 221L91 222L93 221V223L95 222L97 224H95V223L90 224L91 223ZM198 221H199V223H198ZM45 222L47 223V225ZM62 222L64 224L61 225ZM167 222L172 224V225L168 224ZM243 222H245V225ZM32 223H36V224H32ZM43 223H45V224H43ZM54 223H56V224H54ZM88 223H89V226H88ZM212 223H216V225L212 224ZM30 224H31V226H29L28 227L29 229H28L26 226H28ZM42 224H43V226H42ZM52 224H54L55 226L60 225L61 228L57 227L58 228L57 229ZM106 224L108 226L110 224V227H108ZM182 224H184V225L181 226ZM191 224H192V226H191ZM193 224L194 225L196 224V226H194ZM197 224H199V225L202 224V226L200 225V227H198L199 225H197ZM204 224L206 225V227ZM233 224H234V226H233ZM237 224H239V225H237ZM5 225L7 228H5ZM67 225L69 227L70 226L71 227L69 228ZM95 225H97V226H95ZM8 226L13 227V228H9ZM14 226H16V227H14ZM44 226H45V228H44ZM48 226H49V228H48ZM50 226L52 229L50 228ZM64 226H67V227L65 228ZM72 226H75V227H72ZM85 226H87V227H85ZM31 227H35L36 233L38 230V234H36L35 232L34 233L36 235L34 233L31 234V232H30ZM39 227H40V229H39ZM105 227H108V228L104 229ZM111 227H112V229H111ZM192 227H194L195 232L192 229ZM196 227H197V229H195ZM3 228H5L6 231L3 232V230H5ZM16 228L18 230H16ZM62 228H64V229H62ZM87 228H90L89 229L90 231ZM201 228H204V229L208 228L209 230L208 231L202 230L203 233L205 232L204 233L205 235L203 234V236H202L199 233L201 231L199 229H201ZM21 229L24 230L22 232L23 234L21 233V231H22ZM45 229H47V230H45ZM48 229L51 233L48 232ZM53 229L56 232H53ZM91 229L94 231H92ZM11 230H13V231H11ZM26 230H28V231H26ZM57 230H59V233L57 232ZM65 230H66V232L68 230L67 234H66V232H64ZM102 230L103 231L106 230V232H108V233L106 234ZM9 231H10V233H9ZM97 231H99V232H97ZM101 231H102V233H105V234L102 235ZM117 231H118V233H116ZM178 231H180L179 232L180 234L178 233ZM7 232H8V234H7ZM11 232H14L16 235H14V233L12 235ZM76 232L79 233V236H77V237L79 239H81L80 241H82V239H84L86 237L84 239V241H82V242L77 241V237H75V236L78 234ZM184 232L185 233L187 232V233L185 234ZM42 233H43V237H42ZM70 233L71 234L73 233V234L70 235ZM75 233H76V235H75ZM92 233H97V234L92 235ZM111 233H112V235H111ZM194 233L198 234L197 236L199 238L196 235H194ZM58 234H60V235H58ZM239 234H240V236H239ZM17 235H19V236L16 237ZM159 235H164V236L159 237ZM7 236H9V237H7ZM11 236H13L14 238ZM32 236H34V237H32ZM36 236L39 238H37ZM58 236H60V237H58ZM63 236H65V237H63ZM70 236H72L73 238ZM87 236H89V237H87ZM113 236H114V238H112ZM235 236L237 237V239ZM3 237H6V239ZM91 237L92 238L94 237L93 240ZM157 237H159V238H157ZM234 237H235V239H234ZM115 238H116L118 243H116V241L113 242V240H115ZM117 238L120 240H118ZM2 239H3V242H5V240L8 241L7 243L6 242L4 243L6 245L3 244ZM8 239H10V240H8ZM14 239H16V240H14ZM21 239H22L24 245H22ZM37 239H38V241H36ZM199 239H202V241H200ZM70 240H71V242H70ZM91 240H92V242H91ZM109 240H110V242H107ZM192 240H193V243H192ZM195 240H197L199 243L198 242H197V244L194 243V242H196ZM236 240L238 241V243L240 242L242 244H237ZM245 240H246V242H245ZM247 240L250 242H248ZM18 241H21V242H18ZM42 241H43V243H42ZM60 241H61V243H59ZM111 241L114 243L113 245H112ZM207 241H209V243ZM56 242L58 244H60V245H58V247L55 246V244L57 245ZM68 242H69V244H68L69 246L67 245ZM151 242H153V243H151ZM213 242L215 243V247H216L217 251L220 249L219 252H217V254L215 253L216 255L214 254L216 249H215V247H213L214 246ZM18 243H19V245H16ZM29 243H31V244H29ZM76 243H77V245L75 246ZM106 243H108L109 246ZM233 244L235 247L233 246ZM15 245H16V247H15ZM20 245H22V246H20ZM61 245L64 247H62ZM65 245H67L68 247ZM110 245H112V246H110ZM242 245H245V247H247V249L250 248L253 251H251L250 253H247V252H249V250L246 252V248H243ZM11 246L14 248L10 249L9 247H11ZM17 246H20V247H18V249L16 250L15 248H17ZM48 246L50 247V249L48 248ZM148 246H150V247L147 248ZM190 246L191 247L193 246L192 248L194 249V251H190L191 250ZM5 247L10 249V250L6 249ZM54 247L56 248V250H53V249H55ZM198 247H199V249H202V250H199ZM206 247H209V248L213 247L212 248L213 250L208 248V251H207ZM239 247H242V249H244L245 251L240 250ZM252 247H254L255 250ZM260 247H262L263 250L262 249H260V250L256 249V248H260ZM4 248L6 251L4 250ZM20 248L23 249V250H21L23 252L19 251ZM45 248L48 250H46ZM63 248L66 251L63 250ZM42 249L46 250L45 253L47 252L46 253L47 256L45 255V253ZM68 249H70V250H68ZM159 249H162V250H159ZM180 249H181V251L183 250L182 253H186L185 255L189 254V252H190V254H189L190 256L187 257L188 255L184 256V254L182 256L177 255V254L181 255ZM187 249H189V250L187 251ZM197 249L199 252L196 251ZM229 249L231 251H229ZM12 250H13V252H12ZM14 250L17 252H14ZM40 250L43 252V254ZM57 250L62 251V252H60L61 254L58 253ZM71 250H72V252H69ZM225 250L229 253L226 254ZM239 250H240V252L242 251V254H238ZM7 251H9V252L11 251V255L13 254V256H16L17 259H16V257H14V259H15L14 260L13 256L11 257L10 253ZM34 251H35V253H34ZM39 251L41 252L40 253L41 255H45V256L43 257L40 255L42 257V258H40L38 255L39 258L37 259L35 257L37 256V254H39V253H37ZM220 251H221V253H220ZM153 252H155V253H153ZM244 252H246V253H244ZM6 253L7 254L9 253L8 255L10 256L9 257L10 259H8V260H7L8 255ZM14 253H16V255ZM68 253H69V255L71 254L70 255L71 259H69ZM156 253H158V254H156ZM174 253H177V254H174ZM192 253L195 255H197V254L198 255L194 257L191 255ZM222 253L226 254V255H222ZM3 254H6L7 258L3 257L2 256ZM18 254L19 255L21 254V257H19L20 259L18 258ZM62 254L64 255V257L65 256L66 257L68 256V257L67 258L65 257L66 258L65 259ZM148 254L150 256L151 255L152 256L148 257L147 256ZM235 254H237L239 256H237ZM30 255H31V259H30V257H28ZM57 255H59V256L57 257ZM137 255L140 258L139 257L136 258L135 256H137ZM156 255H158V256H156ZM22 256H27L29 259L27 257L24 259V257L22 258ZM145 256H147L149 259ZM225 256H228L229 259H228V257L225 258ZM61 257H63L64 259ZM212 257L214 259L217 258L218 260L216 259V261H215ZM142 258H144L143 261H141ZM157 258H158V261H157ZM175 258H177V260H175ZM183 258L185 260L187 259L186 263L184 262L185 260ZM192 258H196V259H192ZM222 258H223V260H221ZM253 258H254V260H253ZM11 259H13V260H11ZM36 259H37V261H36ZM54 259H56V260H54ZM77 259H79V260H77ZM112 259H113V261H111ZM212 259L215 261V263L212 262L213 261ZM226 259H227V261H226ZM17 260H19L21 263ZM134 260H135V262H134ZM154 260H155V262H153ZM172 260H173V262H172ZM202 260H203V262H202ZM241 260H243V261H241ZM245 260H246V262H245ZM144 261H146V262H144ZM182 261L184 263H182ZM198 261L200 263H198ZM256 261L253 262L252 264L256 263ZM31 262H30V264H31ZM262 262L261 263L258 262V264H264ZM211 263H209V264H211ZM27 264H29V263H27Z\"/></svg>",
	"mask_w": 264,
	"mask_h": 264
},
{
	"label": "bare ground",
	"instance_id": "bare-ground-1",
	"mask_svg": "<svg viewBox=\"0 0 264 264\" xmlns=\"http://www.w3.org/2000/svg\"><path fill=\"white\" fill-rule=\"evenodd\" d=\"M18 1H19V0H18ZM49 1H50V0H49ZM189 1L193 3L194 0H193V1H192V0H189ZM196 1H197V0H196ZM200 1H201V0H200ZM203 1H204V0H203ZM213 1H214V0H213ZM231 1H232V0H231ZM234 1H236V0H234ZM237 1H238V0H237ZM242 1H243V0H242ZM91 2H94V1H91ZM95 2H96V0H95ZM151 2H152V1H151ZM151 2H150V3H151ZM172 2H173V1H172ZM184 2H185V0H184ZM190 2H189V3H190ZM262 2H263V1H262ZM49 3H50V2H49ZM96 3H97V2H96ZM96 3H95V5H96ZM150 3H149V4H150ZM161 3H162V2H161ZM166 3H167V2H166ZM175 3H178V2L175 1ZM204 3H205V2H204ZM208 3H209V2H208ZM210 3H211V1H210ZM210 3H209V4H210ZM220 3H222V2H220ZM225 3H226V2H225ZM57 4H58V3H57ZM201 4H203V3L201 2ZM206 4H207V1H206ZM214 4H216V2H214L212 5H214ZM228 4H230V3H227L226 5H228ZM235 4H238V3H234V5H235ZM72 5H73V4H72ZM204 5H205V4H204ZM222 5H224V4H222ZM239 5L241 6V4H239ZM254 5H255V3H254ZM254 5H252V7H254ZM77 6H78V5H77ZM161 6H164V5H161ZM170 6H171V8H172V5H171V4H170ZM175 6H177V5H175ZM218 6H219V4H218ZM236 6H237V5H236ZM256 6H257V5H256ZM68 7H69V6H68ZM68 7H67V8H68ZM142 7H143V6H142ZM173 7H174V6H173ZM185 7H186V6H185ZM185 7H182V8H185ZM202 7H203V6H202ZM205 7H208V6H205ZM214 7H215V5H214ZM226 7H227V6H226ZM252 7H251V8H252ZM99 8H100V7H99ZM158 8H159V7H158ZM174 8H175V7H174ZM179 8H180V7H179ZM182 8H181V10H182ZM197 8H198V6H197ZM210 8H211V6H210ZM210 8L208 9V11H209V10H210V11L212 10V8H211V9H210ZM216 8H217V5H216ZM223 8H224V7H223ZM227 8L229 9V8H232V7H227ZM13 9H14V8H13ZM177 9H178V8H177ZM187 9H188V8H187ZM187 9H186V10H187ZM203 9L205 10V8H203ZM213 9H215V8H213ZM220 9H221V8H220ZM228 9H226V11H227ZM249 9H250V8H249ZM256 9H257V8H256ZM78 10H79V9H78ZM100 10H101V9H100ZM178 10H180V9H178ZM197 10H198V9H197ZM199 10H200V9H199ZM216 10H217V9H216ZM222 10H223V9H222ZM222 10H220V11H222ZM91 11H93V10H91ZM102 11H104V10H102ZM107 11H108V10H107ZM156 11H157V10H156ZM170 11H172V10H170ZM188 11H189V10H188ZM195 11H196V10H195ZM212 11H213V10H212ZM218 11H219V10H218ZM245 11H246V10H245ZM245 11H244V13H248L249 11L251 12V10H248V12H245ZM104 12H105V11H104ZM176 12H179V11H176ZM224 12H225V11H223V13H224ZM253 12H254V11H253ZM155 13H156V12H155ZM157 13H158V12H157ZM159 13H160V12H159ZM186 13H187V12H186ZM207 13H208V12H207ZM242 13H243V12H242ZM251 13H252V12H251ZM257 13H258V12H257ZM257 13H256V10H255V13H254V14H257ZM32 14H33V13H32ZM163 14H164V11H163ZM169 14H170V12H169ZM174 14H175V13H174ZM174 14H172V15L174 16ZM194 14H195V13H194ZM219 14H220V13H219ZM227 14H228V13H227ZM230 14H233V12L230 13ZM254 14H251V15H254ZM63 15H64V14H63ZM69 15H70V14H69ZM94 15H95V14H94ZM97 15H98V14H97ZM155 15H156V14H155ZM175 15H176V14H175ZM186 15H187V14H186ZM189 15H190V13H189ZM204 15H205V14H204ZM208 15H211V13L208 14ZM220 15H221V14H220ZM248 15H249L250 18H252V16H250L249 13H248ZM260 15H261V14H260ZM76 16H77V15H76ZM83 16L85 17V15H83ZM83 16L81 15V17H79V19H85V18H83ZM151 16H152V15H151ZM156 16H157V15H156ZM170 16H171V15H170ZM173 16H172V17H173ZM192 16H193V15H192ZM221 16H222V15H221ZM224 16H225V15H224ZM224 16H223V17H224ZM226 16H227V15H226ZM261 16L263 17V15H261ZM33 17H34V16H33ZM39 17H40V16H39ZM162 17H163V16H162ZM178 17H179V16H178ZM178 17H177V18H178ZM207 17H208V16H207ZM227 17H228V16H227ZM245 17H247V16L245 15ZM249 17H248V18H249ZM5 18H6V17H5ZM151 18H152V17H151ZM153 18H154V17H153ZM189 18H191V16H189ZM225 18H226V17H225ZM257 18H258V17H257ZM11 19H12V18H11ZM13 19H14V17H13ZM27 19H28V18H27ZM227 19H228V18H227ZM231 19H232V18H231ZM244 19H245V18H244ZM244 19L241 18V20H244ZM22 20H23V19H22ZM70 20H71V19H70ZM74 20H75V18H74ZM94 20H95V19H94ZM187 20H188V19H187ZM232 20H233V19H232ZM232 20H231V21H232ZM249 20H250V19H249ZM83 21H84V20H83ZM90 21H91V20H90ZM92 21H93V20H92ZM144 21H145V20H144ZM144 21H143V23H145ZM185 21H186V20L181 21V22H185ZM219 21H220V20H219ZM228 21H230V20H228ZM69 22H70V21H69ZM69 22H67V23H69ZM72 22H73V21H71L70 23H72ZM85 22H86V21H85ZM146 22H147V21H146ZM154 22H155V21H154ZM154 22H153V24H155ZM211 22H212V21H211ZM257 22H258V21H257ZM74 23H75V22H74ZM81 23H82V22H81ZM93 23H94V22H93ZM160 23H161V22H160ZM204 23H205V22H204ZM76 24H77V23H76ZM78 24H79V23H78ZM82 24H83V23H82ZM95 24H96V21H95ZM129 24H131V23H128L127 25H129ZM133 24H138V23L136 22V23H133ZM180 24H181V23H180ZM184 24H185V23H184ZM241 24H242V23H241ZM258 24H259V23H258ZM258 24H257V26H258ZM72 25H74V24L72 23ZM79 25H80V24H79ZM79 25H78V26H79ZM85 25H86V24H85ZM93 25H94V24H93ZM186 25H187V24H185V26H186ZM234 25H235V27H236V24H235V23H234ZM89 26H90V25H89ZM132 26H133V25H132ZM155 26H156V25H155ZM175 26H176V25H175ZM190 26H191V25H190ZM190 26L188 25V27H190ZM202 26H203V25H202ZM204 26H205V25H204ZM218 26H219V25H218ZM240 26H242V25H240ZM240 26H239V27H240ZM46 27H47V26H46ZM82 27H83V26H82ZM82 27H80V28H82ZM86 27H87V25H86ZM135 27H136V26H135ZM143 27H144V26H143ZM160 27H161V26H160ZM160 27H159V28H160ZM206 27H207V26H206ZM206 27H205V28H206ZM239 27H237V28H239ZM68 28H70V27H67V30H68ZM74 28H75V26H74ZM80 28H79V29H80ZM84 28H85V26H84ZM140 28H141V26H140ZM180 28H181V27H180ZM202 28H203V27H202ZM225 28H226V27H225ZM237 28H236V29H237ZM257 28H259V27H257ZM46 29H47V28H46ZM131 29H132V28H131ZM154 29L157 30V27H155ZM162 29H163V28H162ZM189 29H191V28H189ZM245 29H246L247 32H249L248 28H245ZM245 29H244V30H245ZM259 29H260V28H259ZM259 29H258V30H259ZM102 30H103V28H102ZM191 30H192V29H191ZM193 30H194V29H193ZM195 30H196V28H195ZM195 30H194V31H195ZM197 30H198V29H197ZM254 30H255V29H254ZM87 31H88V30H87ZM92 31H93V30H92ZM107 31H108V30H107ZM128 31H129V30H128ZM133 31H134V30H133ZM146 31H147V30H146ZM198 31H199V30H198ZM232 31H233V30H232ZM237 31L239 32V30H236V32H237ZM250 31H251V30H250ZM255 31H256V30H255ZM260 31H261V30H260ZM260 31H259V32H260ZM67 32H68V31H67ZM74 32H75V31H74ZM98 32H99V31H98ZM108 32H109V31H108ZM135 32H136V31H135ZM143 32H144V31H143ZM196 32H197V31H196ZM203 32H204V31H203ZM214 32H216V31H214ZM244 32H245V31H243V33H242L243 35H244ZM43 33H44V32H43ZM46 33H47V32H46ZM46 33H45V34H46ZM48 33H49V32H48ZM65 33H66V32H65ZM70 33H71V32H70ZM81 33L84 34L83 32H81ZM81 33H80V32L78 33L79 36H80ZM88 33H89V35H90V32H88ZM88 33H87L86 35H88ZM148 33H149V32H148ZM153 33H154V32H153ZM191 33H192V32H191ZM194 33H195V32H194ZM197 33H198V32H197ZM200 33H201V31H199V35L202 34V33H201V34H200ZM222 33H223V32H222ZM245 33H246V32H245ZM255 33H256V32H255ZM261 33H262V32H260L259 35H261ZM4 34H5V33H4ZM66 34H67V33H66ZM66 34H65V35H66ZM68 34H69V32H68ZM68 34H67V35H68ZM78 34H76V35H78ZM82 34H81V35H82ZM92 34H94V33H92ZM100 34H101V33H100ZM113 34H114V33H113ZM146 34H147V33H146ZM192 34H193V33H192ZM204 34H205V33H204ZM249 34H251V33H249ZM1 35H2V34H1ZM1 35H0V36H1ZM69 35H70V34H69ZM69 35H68V36H69ZM76 35H74V36H76ZM89 35H88V36H89ZM102 35H103V34H102ZM150 35H151V34H150ZM195 35H196V34H195ZM202 35H203V34H202ZM231 35H232V34H231ZM237 35H240V34L238 33ZM237 35H236V36H237ZM263 35H264V33H263ZM79 36H78V37H79ZM83 36H84V35H83ZM83 36H81V37H83ZM99 36H100V35H99ZM104 36H105V38H106V35H104ZM146 36H147V35H146ZM151 36H152V35H151ZM205 36L208 37V35H206V34H205ZM241 36H242V35H241ZM246 36L248 37V35H246ZM6 37H8V36H6ZM6 37H5V39H6ZM46 37L48 38V36H46ZM92 37H93V36H92ZM237 37H238V36H237ZM247 37H246V38H247ZM254 37H255V36H254ZM2 38H3V35H2ZM79 38H80V37H79ZM83 38H84V37H83ZM85 38H86V39H89V40H92V39H90L89 37H85ZM139 38H141V37H139ZM143 38H144V37H142V39H143ZM201 38L204 39L203 37H201ZM227 38H228V35H227ZM72 39H73V38H72ZM101 39H103V38H101ZM148 39H149V38H148ZM150 39H151V38H150ZM242 39H243V37H242ZM256 39H257V38H256ZM1 40H2V39H1ZM1 40H0V41H1ZM9 40H11V39H9ZM81 40H82V39H81ZM94 40H95V39H94ZM139 40H140V39H139ZM214 40H215V39H214ZM226 40H227V39H226ZM245 40H246V39H245ZM250 40H251V39H250ZM75 41H76V39H75ZM75 41H74V42H75ZM92 41H93V40H92ZM140 41H142V40H140ZM201 41H203V40H201ZM240 41H241V39H240ZM247 41H249V38H248ZM258 41H259V40H258ZM84 42L86 43L87 41H84ZM198 42H199V41H198ZM217 42H218V41H217ZM219 42H221V41H219ZM244 42H245V41H244ZM255 42H256V41H255ZM260 42H262V41H260ZM5 43H6V42H5ZM95 43H96V42H95ZM192 43H193V42H192ZM234 43H235V42H234ZM234 43H233V44H234ZM238 43H239V42H238ZM241 43H242V42H241ZM156 44H157V43H156ZM169 44H170V43H169ZM190 44H191V43H190ZM217 44H219V43H217ZM245 44H246V43H245ZM247 44H248V42H247ZM10 45H11V44H10ZM93 45H94V44H93ZM113 45H114V44H113ZM113 45H112V46H113ZM161 45H162V44H161ZM178 45H179V44H178ZM195 45H196V44H195ZM228 45H229V44H228ZM259 45H260V44H259ZM259 45H255V46H259ZM2 46H3V45H2ZM88 46H89V45H88ZM88 46H87V47H88ZM97 46H98V45H97ZM100 46H101V45H100ZM120 46H122V44H121ZM131 46H135V45H131ZM163 46H164V43H163ZM231 46H232V44H231ZM231 46H229L230 49H232ZM3 47H4V46H3ZM23 47H24V46H23ZM85 47H86V46H85ZM90 47H91V46H90ZM113 47H114V46H113ZM141 47H142V46H141ZM187 47H188V46H187ZM207 47H208V45H207ZM233 47H234L235 50H239V49H240V46H238L237 44H236L235 46L233 45ZM8 48H9V47H8ZM95 48H96V47H95ZM97 48H98V47H97ZM109 48H110V47H109ZM120 48H121V47H120ZM120 48H119V49H120ZM144 48H145V47H144ZM154 48H156V47H154ZM158 48H159V47H158ZM163 48H164V47H163ZM163 48H162V50H163ZM172 48H173V47H172ZM223 48H224V46H223ZM3 49H4V48H3ZM92 49H94V48H92ZM101 49H103V50H101ZM101 49L98 48V50H100V51H102V52L104 51V52H106V54H107V51H105V50H107L108 47H106L105 49H104V47H103V48H101ZM121 49H123V47H122ZM165 49H166V48H165ZM165 49H164V51H166ZM173 49H174V48H173ZM181 49H182V48H181ZM202 49H203V48H202ZM202 49H200V50H202ZM225 49H227V47H226ZM241 49H242V48H241ZM243 49H244V48H243ZM255 49H256V47H255ZM7 50H8V49H7ZM11 50H12V49H11ZM11 50H10V51H11ZM63 50H64V49H63ZM81 50H82V49H81ZM95 50H96V49H94V51H95ZM110 50H111V48H110ZM114 50H115V48H114ZM123 50H124V49H123ZM135 50H136V49H135ZM137 50H138V52H139V49H137ZM141 50H142V49H141ZM167 50H168V49H167ZM196 50H198V49H196ZM8 51H9V50H8ZM13 51H14V53H15L16 50L13 49ZM13 51H11V52H13ZM31 51H32V50H31ZM56 51H57V50H56ZM56 51H55V52H56ZM112 51H113V50H112ZM169 51H170V49H169ZM177 51H178V50H177ZM179 51L181 52V50H179ZM187 51H188V48H187V50H186L185 52H187ZM231 51H234V50H231ZM63 52H64V51H63ZM80 52H81V51H80ZM88 52H89V51H88ZM98 52H99V51H98ZM98 52H97V53H98ZM102 52H101L100 54H103ZM113 52H115V53H116V56H117V52H116V51H113ZM167 52H168V51H167ZM235 52H237V51H235ZM235 52H234V53H235ZM249 52H250V49H249ZM251 52H252V51H251ZM253 52H254V51H253ZM60 53H61V52H60ZM84 53H85V52H83V54H84ZM109 53H110V52H109ZM109 53H108V54H109ZM135 53H136V52H135ZM215 53H216V50H215ZM215 53H212V54L214 55ZM255 53L260 54L261 52H259L258 49H257V51H255ZM11 54H12V53H11ZM77 54H78V53H77ZM86 54H87V53H86ZM111 54H113V53L111 52ZM185 54H186V55H185ZM185 54H184L185 56H183V55H182V56H181V55H176V56H175V55H174L175 57H177V58H176V59H177V65L174 67V70L172 69V70H173V77H172V78H177L178 76L183 75V73H185V71H186V68H185V67H186V66H185V67H184V66L182 67V66H181L182 64H183V65H187L189 69H192V70L196 71V73H199V74H201V75H203V76L211 77V78H212V77H215V80H217V79L219 78L220 71H222V70H219L218 68H216V70L213 69V71H212V70H209V69H210V68H209V67H210V64L212 65L213 62H211V63L209 64V61H208L207 59L204 60L203 56L199 53V51L197 52V51H195V49H194V50L190 51L188 54H187V53H185ZM212 54H211V55H212ZM225 54H226V53H225ZM228 54H229V53H228ZM248 54H249V53H248ZM250 54H251V53H250ZM252 54H253V53H252ZM263 54H264V53H263ZM12 55H13V54H12ZM114 55H115V54H114ZM159 55H160V53H159ZM161 55H163V54L161 53ZM161 55H160V56H161ZM166 55H167V54H166ZM215 55H216V54H215ZM1 56H2V55H1ZM38 56H39V55H38ZM91 56H92V55H91ZM104 56H105V55H104ZM111 56H112V55H111ZM218 56H219V54H218ZM218 56H216V57H218ZM225 56H227V55H225ZM236 56H237V55H236ZM242 56H243V55H242ZM253 56H254V55H253ZM76 57H78V56H76ZM76 57L73 55V57H71V58H73V59L76 60ZM99 57H100V55H99ZM112 57H114V56H112ZM117 57H118V56H117ZM157 57H158V56H157ZM213 57H214V56H213ZM222 57H223V56H222ZM234 57H235V56H234ZM251 57H252V56H251ZM251 57H250V59H252ZM4 58H5V57H4ZM21 58H22V57H21ZM93 58H94V57H93ZM123 58L126 59L127 57H126V56H123ZM223 58H226V57H223ZM228 58H229V57H228ZM255 58H256V56H255ZM8 59H9V58H8ZM8 59H7V60H8ZM15 59H16V57H15ZM18 59H20V58H18ZM86 59H88V58H86ZM106 59H107V58H106ZM110 59H111V58H110ZM164 59H165V58H164ZM241 59H242V58H241ZM257 59H258V58H257ZM259 59H260V58H259ZM103 60H104V59H103ZM118 60H119V59H118ZM120 60H121V59H120ZM122 60H123V59H122ZM122 60H121V61H122ZM149 60H150V59H149ZM154 60H155V59H154ZM219 60H220V59H219ZM219 60H218V61H219ZM222 60H223V59H222ZM222 60H220V62H221ZM246 60H247L246 63H248V59H246ZM4 61H5V60H4ZM4 61L2 60L1 62H4ZM89 61H90V59L88 60V62H89ZM115 61H116V60H115ZM123 61H124V60H123ZM123 61H122V63H123ZM173 61H174V60H173ZM226 61H227V60H226ZM242 61H243V60H242ZM28 62H29V61H28ZM91 62H92V64H93V62H95V61L93 60V61H91ZM119 62H120V61H119ZM119 62H117V65L119 64ZM125 62H126V61H125ZM227 62H228V61H227ZM261 62H262V60H256V61H255V59H254V61H253V59H252V61H251L252 64H253V63H261ZM5 63H6V62H4V63H2V64H4V66H6ZM18 63L20 64V62H18ZM97 63H98V62H97ZM97 63L94 64V65H97ZM99 63H102V62H99ZM108 63H109V62H108ZM217 63H218V62H217ZM222 63L225 64V61L223 60ZM2 64L0 65V68H2V67H1ZM21 64H22V63H21ZM106 64H107V63H106ZM106 64H105V65H106ZM109 64H111V62H110ZM120 64H121V63H120ZM126 64H127V62H126ZM134 64H135V63H134ZM171 64H172V61H171ZM226 64H227V63H226ZM237 64H238V63H237ZM252 64H250V65H252ZM14 65H18V64H14ZM70 65H71V64H70ZM102 65H103V64H102ZM111 65H112V64H111ZM111 65H110V66H111ZM117 65H114V66H117ZM127 65H128V64H127ZM165 65H166V64H165ZM167 65H168V64H167ZM218 65H220V64H218ZM229 65H233V63L229 62ZM234 65H235V64H234ZM234 65H233V66H234ZM238 65H239V64H238ZM23 66H24V65H23ZM84 66H85V65H84ZM84 66H83V67H84ZM99 66H100V65H97V66H94V67H99ZM107 66H108V65H107ZM110 66H108V67H110ZM114 66H113V67H114ZM134 66H135V65H134ZM134 66H133V67H134ZM212 66H213V65H212ZM263 66H264V65H263ZM9 67H10V66H9ZM20 67H21V66H20ZM85 67H86V66H85ZM144 67H145V66H144ZM147 67H148V66H147ZM164 67H165V66H164ZM164 67H163V68H164ZM181 67H182V68H181ZM236 67H237V65H235V68H236ZM238 67L240 68V66H238ZM7 68H8V67H7ZM7 68H6V71H7V72L10 71V68H9V70H7ZM23 68L26 69V67H23ZM73 68H74V67H73ZM90 68H92V67L90 66ZM110 68H111V67H110ZM126 68H128V67H126ZM219 68H220V66H219ZM230 68H231V67H230ZM239 68H237V69H239ZM78 69H81V67L78 68ZM164 69H166V68H164ZM227 69H228V67H227ZM254 69H255V68H254ZM261 69H262V68L260 67V70H261ZM0 70H1V69H0ZM3 70H5V68H3ZM70 70H71V69H70ZM85 70H86V69H85ZM95 70H97V69H95ZM105 70H106V68H105ZM105 70H103V72H104ZM118 70H119V69H118ZM146 70H147V69H146ZM148 70H149V69H148ZM157 70H158V68H157ZM224 70L226 71V68H224ZM235 70H236V69H235ZM239 70H240V69H239ZM31 71H33V70H31ZM35 71H36V70H35ZM81 71H82V70H81ZM86 71H88V70H86ZM86 71H84V72H86ZM98 71H100V70H98ZM98 71H97V73H98ZM106 71H107V70H106ZM111 71H112V70H110V72H109L110 74L107 73V72H106V73L109 74V75H112V74H111ZM149 71H151V69H150ZM166 71H167V70H166ZM166 71H165V72H166ZM243 71H244V70H243ZM0 72H1V71H0ZM26 72H27V71H25V73H26ZM50 72H51V74H52V71H50ZM50 72H49V73H50ZM82 72H83V71H82ZM82 72H81V73H82ZM89 72H90V71H89ZM89 72H88V73L86 72V73L89 74ZM93 72H94V74H95V71H92V74H91V73H90V74L93 75ZM138 72H141V71L139 70ZM161 72H163V71L161 70ZM165 72H164V73H165ZM222 72H223V71H222ZM222 72H221V73H222ZM231 72H232V71H231ZM231 72H230V73H231ZM245 72H246V71H245ZM253 72H254V71H253ZM253 72H252V73H253ZM263 72H264V71H263ZM1 73H2V72H1ZM4 73H5V72H4ZM4 73H3V74H4ZM9 73H10V72H9ZM32 73H33V72H32ZM53 73H55V72H53ZM58 73L60 74V72H58ZM64 73H65V72H64ZM68 73H70V72H68ZM124 73H125V72H124ZM124 73H121V74L123 75ZM166 73H167V72H166ZM169 73H170V72H169ZM228 73H229V72H228ZM61 74H62V72H61ZM79 74H80V73H79ZM98 74H99V73H98ZM102 74H103V73H102ZM102 74H101V75H102ZM152 74H153V72H152ZM170 74H171V73H170ZM194 74H195V73H194ZM224 74H225V73H224ZM239 74H240V73H238V77H239ZM241 74H242V73H241ZM248 74H250V73H248ZM62 75H63V74H62ZM62 75H61V76H62ZM64 75H66V73H65ZM74 75H75V74H74ZM85 75H86V74H85ZM85 75H83V76H85ZM109 75H106V74H105V76H106V77L108 76V78H109ZM114 75H115V74H113V76H111V77H114ZM150 75H151V74H150ZM225 75H226V74H225ZM255 75H256V74H255ZM0 76H1V75H0ZM30 76H31V75H30ZM66 76H67V75H66ZM70 76H71V73H70ZM70 76H67L66 78H68V77L70 78ZM75 76H76V75H75ZM93 76H94V75H93ZM93 76H92V77H93ZM95 76H96V75H95ZM142 76H143V75H142ZM154 76H155V75H154ZM191 76H196V74H195V75H191ZM231 76H232V74H231ZM231 76H230V77H231ZM235 76H236V74H235ZM242 76H243V75H242ZM253 76H254V75H253ZM253 76H252V77H253ZM262 76H264V75H262ZM72 77H73V74H72ZM72 77H71V78H72ZM98 77H99V76H97V78H98ZM128 77L131 78L132 76H131V77L128 76ZM156 77H157V76H156ZM206 77H204V78H206ZM249 77H250V76H249ZM249 77H248V79H249ZM63 78H64V77H63ZM69 78H68V79H69ZM71 78H70L69 80H72ZM81 78H82V77H81ZM90 78H91V77H90ZM101 78H104V77H101ZM101 78L99 77V79H101ZM122 78H123V77H122ZM186 78H187V77H186ZM186 78H184V79H186ZM196 78H197V77H196ZM196 78H195V79H196ZM200 78H201V76H200ZM200 78H199V79H200ZM202 78H203V77H202ZM202 78H201V80H202ZM204 78H203L202 81H204ZM222 78H223V77H222ZM254 78H255V77H254ZM256 78H257V77H256ZM260 78H261V76H260ZM260 78L258 77V79H260ZM27 79H28V78H27ZM48 79H49V78H48ZM51 79H52V78H51ZM74 79H75V78H74ZM79 79H80V77H79ZM83 79H84V78H83ZM92 79H93V78H92ZM94 79H96V78L94 77ZM94 79L91 80V81L93 82ZM123 79H124V78H123ZM184 79H183V80H184ZM190 79H192V78H190ZM190 79H189V81H190ZM197 79H198V78H197ZM197 79H196V80H197ZM199 79H198V80H199ZM213 79H214V78H213ZM227 79H228V77H227ZM244 79H245V77H244ZM258 79H255V80H257L258 82H261V81H259ZM261 79H262V78H261ZM263 79H264V78H263ZM69 80H68V81H69ZM141 80H142V78H141ZM155 80H156V79H155ZM177 80H179V79H177ZM177 80H176V81H177ZM201 80H200V81H201ZM252 80H253V78H252ZM5 81H6V80H5ZM12 81H13V80H12ZM72 81H74V80H72ZM85 81H86V77H85V80H84V84H85ZM88 81H89V80H88ZM103 81H104V80H103ZM142 81H144V80H142ZM142 81H141V82H142ZM160 81H161V80H160ZM160 81H158V82H160ZM171 81H173V80H171V79H166V77H165V79H164V81H163V82H164L163 85L158 86L161 82H160L158 85L156 84V85L159 87V88H157V89H158L157 92H159V89H160L161 95L164 94L165 97H166V96H169V97H170V96H171V97H172V96H179L180 99H182V98L184 99V97L186 96V92H187V91L185 92V90H187L188 88L185 87L186 89L183 90L184 87L181 88V86L178 85V84H176V85H172V82H171ZM180 81H181V80H180ZM180 81H177V82H180ZM191 81H192V80H191ZM210 81H211V80H210ZM257 81H256V82H257ZM17 82H18V81H17ZM22 82H23V81H22ZM43 82H45V81H43ZM75 82H77V80H76ZM95 82H96V81H95ZM95 82H94V83H95ZM98 82H99V81H98ZM98 82H97V83H98ZM110 82H112V81H110ZM167 82H170L171 84H167ZM182 82H183V81H182ZM205 82H206V83H205V85H206V84H207V80H206ZM208 82H209V81H208ZM214 82H215V81H214ZM241 82H242V81H241ZM0 83H2V82L0 81ZM48 83H49V82H48ZM82 83H83V80H82ZM87 83H88V85L90 84L89 82H87ZM97 83H95V84H97ZM123 83H124V82H122V84H123ZM128 83H131V82H128ZM146 83H147V82H146ZM153 83H154V82H153ZM153 83H152V84H153ZM165 83H166V84H165ZM180 83H181V82H180ZM197 83H198V82H197ZM202 83H203V82H202ZM202 83H200V84H202ZM234 83H235V82H234ZM251 83H252V81H251ZM251 83H250V84H251ZM261 83H263V81H262ZM261 83H260V84H261ZM3 84H4V82H3ZM91 84H92V83H91ZM98 84H99V83H98ZM98 84H97V85H98ZM102 84H103V83H102ZM102 84L99 86V87H101V89H102ZM124 84H125V83H124ZM161 84H162V83H161ZM184 84H185V83H184ZM231 84H232V83H231ZM252 84H253V83H252ZM254 84H255V83H254ZM256 84H257V83H256ZM260 84H259V85H260ZM79 85H80V84H79ZM107 85H108V83H107ZM119 85H120V84H119ZM196 85H197V84H196ZM262 85H263V84H262ZM262 85H261V86H262ZM5 86H6V85H5ZM68 86H69V84H68ZM70 86H71V84H70ZM73 86H74V84L72 85V87H73ZM75 86H76V85H75ZM80 86H81V85H80ZM92 86H93V85H92ZM92 86H91V87H92ZM104 86H105V85H104ZM114 86H115V85H114ZM129 86H130V85H129ZM133 86H134V84H133ZM154 86H155V85H154ZM184 86H185V85H184ZM232 86L234 87V84H233ZM250 86H251V85H250ZM13 87H14V86H13ZM38 87H39V86H38ZM40 87H41V86H40ZM46 87H47V85H46ZM89 87H90V85H89ZM89 87H88V89H89ZM94 87H95V86H94ZM120 87H121V85H120ZM141 87H142V86H141ZM151 87H152V86H151ZM155 87H156V86H155ZM198 87H199V86H198ZM202 87H203V85H202ZM202 87H200V88H202ZM220 87H221V86H220ZM223 87H224V86H223ZM54 88H55V87H54ZM75 88H77V87H75ZM75 88H74V89H75ZM96 88H97V86L94 88V90H95ZM103 88L105 89V87H103ZM108 88H110V87H108ZM135 88H137V91H138V87H135ZM145 88H146V87L144 86V89H145ZM225 88H226V87H225ZM250 88H251V87H250ZM33 89H34V88H33ZM84 89H85V88H84ZM91 89H92V88H91ZM113 89H114V88H113ZM113 89H112V90H113ZM124 89H126V88H123V92H124ZM130 89H131V88H130ZM130 89H129V90H130ZM222 89H224V88H222ZM246 89H248L247 86H246ZM254 89H255V88H254ZM259 89H260V88H259ZM44 90H45V89H44ZM52 90H53V89L51 88V91H52ZM55 90H56V88H55ZM59 90H60V89H59ZM77 90H78V89H77ZM81 90H82V89H81ZM81 90L79 89V91H81ZM105 90H107V89H105ZM129 90H128V91H129ZM145 90H146V89H145ZM213 90H214V89H213ZM226 90H227V89H226ZM4 91H5V90H4ZM56 91H57V90H56ZM56 91H53V92H56ZM83 91L85 92V90H83ZM83 91H82V92H83ZM86 91H87V90H86ZM89 91H90V90H89ZM128 91H127V92H128ZM140 91H142V90H140ZM140 91H139V94L141 95ZM150 91L152 92V90H150ZM150 91H149V89H148V92H150ZM205 91H206V90H205ZM208 91H210V90L208 89ZM232 91H234V90H232ZM232 91H231V92H232ZM246 91H247V90H246ZM250 91H251V90H250ZM252 91H253V90H252ZM252 91H251V92H252ZM11 92H12V91H11ZM57 92H58V91H57ZM95 92H96V90H95ZM95 92H94V94H95ZM97 92H98V91H97ZM102 92H103V91H102ZM113 92H115V90H114ZM127 92H126V93H127ZM131 92H132V91H131ZM143 92H145V91H143ZM143 92H142V93H143ZM151 92H150V94H151ZM155 92H156V91H154V93H155ZM203 92H204V91H203ZM225 92H226V91H225ZM225 92H224V93H225ZM228 92H229V91L227 90V93H228ZM251 92H250V93H251ZM90 93H92V92L90 91ZM90 93H87V94H89L88 97L90 96ZM103 93H104V92H103ZM111 93H112V92H111ZM117 93H119V92H117ZM117 93H116V94H117ZM196 93H197V92H196ZM196 93H195V94H196ZM198 93H200V92H198ZM201 93H202V92H201ZM208 93H209V92H208ZM210 93H211V92H210ZM210 93H209V94H210ZM222 93H223V91H222ZM222 93H221V94H222ZM224 93H223V94H224ZM227 93H226V94H227ZM234 93H235V92H234ZM245 93H246V92H245ZM245 93H243V95H244ZM247 93H248V92H247ZM250 93H249V94H250ZM254 93H255V92H254ZM254 93H253V94H254ZM259 93H260V92H259ZM33 94H34V93H33ZM47 94H48V93H47ZM85 94H86V92H85ZM120 94H122V93L120 92ZM157 94H158V93H157ZM204 94H205V93H204ZM206 94H207V93H206ZM226 94H225V95H226ZM241 94H242V93H241ZM241 94H239V96H242L243 98L246 97V96H248V95H246V96L244 95V96H243V95H241ZM256 94H257V95H256ZM261 94H262V92H261ZM40 95H41V93H40ZM45 95H46V94H45ZM114 95H115V94H114ZM134 95H135V94H134ZM201 95H202V94H201ZM212 95H213V94H212ZM219 95H220V94H219ZM255 95L258 97V93H257V92L255 93ZM25 96H26V95H25ZM25 96H24V97H25ZM42 96H43V95H42ZM92 96H93V95H92ZM98 96H99V95H98ZM100 96H101V95H100ZM135 96H136V95H135ZM135 96H134V100H135ZM158 96H159V95H158ZM187 96H191V94L188 95V93H187ZM193 96H194V95H193ZM204 96H205V95H204ZM220 96H221V95H220ZM227 96H228V94H227ZM227 96H225V97H227ZM88 97H87V98H88ZM94 97H95V96H94ZM106 97H107V96H106ZM119 97H120V96H119ZM130 97H131V95H130ZM130 97H129V99H130ZM171 97H170V99H171ZM205 97H207V95H206ZM213 97H214V96H213ZM221 97H223V96H221ZM237 97H238V96H237ZM252 97H253V96H252ZM252 97H251V98H252ZM263 97H264V96H263ZM54 98H55V97H54ZM89 98H90V97H89ZM107 98H108V97H107ZM107 98H106V99H107ZM121 98H122V96H121ZM123 98H124V97H123ZM162 98H163V97H162ZM166 98H167V97H166ZM190 98H191V97H190ZM233 98H234V97H233ZM240 98H241V97H240ZM243 98H242V99H243ZM106 99H104V100H106ZM117 99H118V97H117ZM124 99H125V98H124ZM132 99H133V97H132ZM136 99H137V97H136ZM138 99H139V98H138ZM138 99H137V100H138ZM160 99H161V98H160ZM167 99H168V98H167ZM170 99H169V100H170ZM191 99H192V98H191ZM202 99H203V98H202ZM209 99H210V97H209ZM256 99H258V98H256ZM81 100H82V99H81ZM86 100H87V99H86ZM115 100H116V99H115ZM139 100H141V98H140ZM163 100H166V99H163ZM185 100H186V98H185ZM185 100H184V101H185ZM196 100H197V99H196ZM200 100H201V97H200L199 100H197V102L200 103V102H199ZM207 100H208V99H207ZM207 100H206V101H207ZM219 100H221V98H219ZM230 100H231V99H230ZM237 100H239V99H237ZM84 101H85V100H84ZM88 101H89V100H88ZM101 101H103L102 98H101ZM109 101H110V100H109ZM135 101H136V100H135ZM188 101H191V102H192L193 100H188ZM201 101H203V100H201ZM210 101H211V100H210ZM210 101H207V103H209ZM225 101H227V100H225ZM225 101H222V102L219 101V102H220V105L224 104ZM231 101H232V100H231ZM240 101H241V99H240ZM246 101H247V100H246ZM253 101H256L255 98H253ZM260 101H261V99H260ZM20 102H21V101H20ZM81 102H82V101H81ZM85 102H87V101H85ZM93 102H94V101H93ZM95 102L97 103V101H95ZM103 102H104V101H103ZM106 102H107V103H110V102H108V101H106ZM111 102H112V101H111ZM113 102H114V101H113ZM117 102H120V101H117ZM121 102H122V101H121ZM121 102H120V103H121ZM126 102H127V101H126ZM126 102H125V103H126ZM133 102H134V101H133ZM140 102H142V100H141ZM149 102L157 103V102H159V99H157V97H156V99H155V97H152V98L150 99ZM160 102H163V101H160ZM228 102H229V101H228ZM233 102H235V101H233ZM250 102H251V100H250ZM70 103H71V102H70ZM88 103H89V102H88ZM187 103L189 104V102H187ZM193 103H195V102H193ZM211 103H212V101H211ZM216 103H217V102H216ZM221 103H222V104H221ZM225 103H226V102H225ZM238 103H239V102H238ZM243 103H244V102H243ZM84 104H85V103H84ZM102 104H103V103H102ZM116 104H118V103H116ZM133 104H134V103H133ZM135 104H136V102H135ZM137 104H139V102H137ZM188 104H185V105H188ZM191 104H192V103H191ZM203 104H204V103H203ZM203 104H202V105H203ZM1 105H2V104H1V102H0V106H1ZM33 105H34V104H33ZM70 105H71V104H70ZM72 105H74V104H72ZM72 105H71V106H72ZM87 105H88V104H87ZM91 105H92V103H91ZM93 105H94V104H93ZM95 105H96V104H95ZM103 105H105V104H103ZM119 105H120V104H119ZM125 105H127V106H125ZM125 105H123V106H125V107H124L125 112H124V113L122 112V113H123V114L121 113L122 115L120 114V112H121L123 109H118V110L115 109V112H116V113H115V112H114V113L117 114V112H118V114H120L119 116H121V117H123V116L126 117L127 114L130 115V116H133V115L135 116V114H137V113L139 114V113H140V112H139V108L136 107L137 105H136V106H135V105L132 106V103H130V104H125ZM174 105H175V104H173V106H174ZM205 105H207V104H205ZM212 105H213V104H212ZM212 105H211V106H212ZM215 105H216V104H215ZM242 105H243V104H242ZM71 106H70V107H71ZM74 106H75V105H74ZM82 106H83V105H82ZM85 106H86V104H85ZM85 106H83V107L85 108ZM176 106H178V105H176ZM183 106H184V105H183ZM213 106H214V105H213ZM216 106H217V108H220V109H221V108L225 107L226 105H223V106L220 107V106H219V103H218V105H216ZM216 106H214V107H216ZM233 106H234V105H233ZM239 106H240V105H238L237 107H239ZM6 107H7V106H6ZM37 107H38V106H37ZM92 107H95V106H92ZM92 107H91V108H92ZM120 107H121V106H120ZM152 107H153V106H152ZM188 107H189V106H188ZM226 107H227V106H226ZM247 107H248V106H247ZM249 107H250V106H249ZM251 107H252V106H251ZM251 107H250V108H251ZM255 107H256V106H255ZM3 108H4V107H3ZM3 108H0V109H3ZM34 108H35V106H34ZM39 108H40V107H39ZM42 108H44V107H42ZM81 108H82V107H81ZM84 108H83V109H84ZM88 108H89V107H88ZM141 108H143V107H141ZM141 108H140V109H141ZM181 108H182V107H181ZM245 108H246V107H245ZM252 108H253V107H252ZM4 109H5V108H4ZM7 109H8V108H7ZM62 109H63V108H62ZM76 109H77V108H76ZM94 109H95V108H94ZM94 109H93V110H94ZM150 109H151V108H150ZM156 109H157V108H156ZM169 109H170V108H169ZM169 109H168V111H169ZM176 109H177V108H176ZM228 109H230V108H228ZM235 109H236V108H235ZM235 109H234V111H235ZM246 109H249V108H246ZM41 110H43V109H41ZM80 110H81V109H80ZM90 110H91V109H90ZM90 110H89V111H90ZM113 110H114V109L112 108V111H113ZM116 110H117V111H116ZM142 110H143V109H142ZM144 110H145V109H144ZM153 110H154V109H153ZM157 110H158V109H157ZM160 110H161V109H160ZM164 110H165V109H164ZM174 110H175V108H174ZM174 110H173V111H174ZM190 110H192V109H190ZM204 110H205V109H204ZM215 110H216V109H215ZM221 110H222V109H221ZM232 110H233V108H232ZM237 110H238V109H237ZM249 110H252V109H249ZM44 111H46V110H44ZM74 111H75V110H74ZM81 111H82L83 113L85 112L84 110H81ZM86 111H87V109H86ZM100 111H101V110H100ZM102 111H105V110H102ZM148 111H149V110H148ZM150 111H152V109H151ZM166 111H167V110H166ZM176 111H177V110H176ZM176 111H175V113H177ZM226 111H228V110L226 109ZM238 111H239V110H238ZM238 111H235V114L238 113ZM240 111H241V110H240ZM3 112H4V111H3ZM9 112H10V110H9ZM46 112H47V111H46ZM49 112H50V111H49ZM90 112H91V111H90ZM106 112H107V111H106ZM108 112H109V111H108ZM108 112H107V114H109ZM152 112H153V114H154V111H152ZM156 112H157V111H156ZM181 112H182V111H181ZM188 112H189V111H188ZM188 112H187V113H188ZM232 112H233V111H232ZM232 112H230V114H231ZM0 113H1V112H0ZM73 113H74V112H72V114H73ZM85 113H86V112H85ZM114 113L111 114V115H115ZM147 113H148V112H147ZM147 113L145 112V116H146ZM206 113H207V112H206ZM225 113H227V112H225ZM244 113H245V112H243V114L240 113V115L242 116V115H244ZM77 114H78V113H77ZM100 114H101V113H100ZM107 114H105V116H106ZM150 114H151V113H150ZM157 114H159V112L155 113V115H157ZM162 114H163V113L161 112V113L158 115V118L156 119L158 122L150 123V122H146L145 120H142V121H144V122H141V123L139 122V125L142 127V130H145L149 135L152 136V138H153L154 141H155V145H156L157 147H159V149L161 148V151H164V150H162V147H163V148H164V147L166 148V147L170 146L171 144H172L174 147H175V146H176V147H179L180 145L182 146L183 142L179 143V138H176V137H175L176 135H175V133L173 132L174 130L171 131V130H170L171 128L169 129V121L164 120L163 117H162ZM182 114H183V113H182ZM182 114H181V115H182ZM201 114H202V113H201ZM204 114H205V113H204ZM204 114H202V115H204ZM216 114H217V113H216ZM219 114H221V112H219ZM223 114H224V113H223ZM232 114H233V113H232ZM232 114H231V115H232ZM252 114H253V113H252ZM28 115H29V114H28ZM31 115H32V114H31ZM31 115H29V117H30ZM79 115H80V114H79ZM101 115H102V114H101ZM109 115H110V114H109ZM109 115H108V116H109ZM111 115H110V116H111ZM125 115H126V116H125ZM163 115H164V114H163ZM175 115H177V114H175ZM186 115H187V114H186ZM189 115H190V114H189ZM233 115H234V114H233ZM254 115H255V114H254ZM254 115H253V116H254ZM87 116H88V115H87ZM99 116H100V115H99ZM99 116L97 115V117H99ZM102 116H104V115H102ZM105 116H104V117H105ZM115 116H116V115H115ZM117 116H118V115H117ZM137 116L140 117V115H137ZM137 116H135V118H136ZM145 116H144V117H145ZM152 116H153V115H152ZM193 116L197 117V115H193ZM193 116L191 115L192 119H193ZM198 116H199V115H198ZM204 116H205V115H204ZM241 116H240V117H241ZM258 116H259V114H258ZM263 116H264V115H263ZM1 117H3V116H1ZM48 117H49V116H48ZM95 117H96V116H95ZM144 117H142V118L144 119ZM182 117H183V116H182ZM184 117H185L186 120H188L189 118L191 119V117H189V118H187L186 116H184ZM184 117H183V118H184ZM236 117H237V116H236ZM3 118H5V117H3ZM49 118H50V117H49ZM70 118H71V117H70ZM87 118H88V117H87ZM89 118L91 119V118H93V116L90 117V115H89ZM106 118H107V117H106ZM115 118H117V117H115ZM126 118H127V117H126ZM131 118H132V117H131ZM151 118L153 119L154 117H151ZM179 118H180V117H179ZM255 118H256V117H255ZM24 119H25V118H24ZM58 119H60V117H59ZM94 119H95V118H94ZM97 119H99V118H97ZM109 119H110V118L108 117L107 120H109ZM112 119H113V118H112ZM124 119H125V118H124ZM128 119H129V118H127V120H128ZM146 119H147V118H146ZM148 119H149V118H148ZM148 119H147V120H148ZM152 119H149V120H152ZM198 119H199V117H198ZM205 119H207L206 116H205ZM205 119H204V120H205ZM259 119H260V118H259ZM42 120H43V119H42ZM42 120H40V122H41ZM49 120H51V119H49ZM53 120H54V119H53ZM60 120H61V119H60ZM100 120H102L101 117H100ZM100 120H98V121H100ZM107 120H105L104 122H106ZM113 120H114V119H113ZM116 120H117V119H116ZM118 120L120 121L119 118H118ZM133 120H134V119H133ZM149 120H148V121H149ZM170 120H171V119H170ZM181 120H182V119H181ZM194 120H196V119H194ZM194 120H193V121H194ZM201 120H203V118H201L200 121H201ZM244 120H245V119H244ZM252 120H253V119H252ZM261 120H262V115H261ZM62 121H63V120H62ZM96 121H97V120H96ZM98 121H97V122H98ZM119 121H118V123H119ZM128 121L130 122V119H129ZM136 121H137V120H136ZM182 121H184V120H182ZM189 121H190V120H189ZM191 121H192V120H191ZM193 121H192V122H193ZM197 121H198V120H197ZM197 121H196V122H197ZM207 121H208V119H207ZM215 121H216V120H215ZM218 121H219V120L217 119V122H218ZM225 121H226V120H225ZM225 121H224V122H225ZM236 121H237V120H236ZM254 121H255V120H254ZM51 122H53V121L51 120ZM124 122H125V121H124ZM126 122H127V121H126ZM134 122H135V121H134ZM227 122H228V121H226V123H227ZM232 122H233V121H232ZM241 122H242V121H241ZM246 122H250V121L248 120V121H246ZM246 122H245V123H246ZM30 123H31V122L29 121V124H30ZM88 123H89V122H88ZM100 123H102V122H100ZM109 123H111V121H110ZM113 123H114V122H113ZM122 123H123V121H121V124H122ZM184 123H186V122L184 121ZM187 123H188V122H187ZM204 123L206 124V122H204ZM212 123H213V122H212ZM214 123H215V122H214ZM229 123H230V122H229ZM243 123H244V122H243ZM258 123H259V122H258ZM261 123H262V122H261ZM261 123H260V124H261ZM23 124H24V123H23ZM23 124H22V125H23ZM56 124H57V123H56ZM90 124H91V123H90ZM90 124H89V126H90ZM111 124H112V123H111ZM115 124H116V123H115ZM125 124H126V123H125ZM125 124H124V125H125ZM196 124H197V123H196ZM199 124H203V122H202V123L199 122V123H198V126H199ZM217 124H219V123H217ZM262 124H263V123H262ZM262 124H261V126H262ZM32 125H34V124H32ZM188 125L191 126V124H188ZM215 125H216V124H215ZM215 125H214V127H215ZM256 125H257V124H256ZM23 126H24V125H23ZM26 126H27V125H26ZM26 126H25V127H26ZM37 126H38V125H37ZM179 126H180V124H179ZM218 126H219V125H218ZM223 126H224V125H223ZM236 126H237V125H236ZM252 126H253V125H252ZM254 126H255V125H254ZM43 127H44V126H43ZM73 127H74V126H73ZM87 127H88V126H87ZM87 127H86V128H87ZM94 127H95V125H94ZM117 127H119V126H117ZM141 127H140V128H141ZM192 127H193V126H192ZM192 127H191V128H192ZM200 127H201V126H200ZM212 127H213V126H212ZM23 128H24V127H23ZM33 128H34V127H33ZM86 128H85V129H86ZM99 128H100V127H98V129H99ZM102 128H103V125H102ZM102 128H101V130H103ZM104 128L106 129L105 131H110V130H111V127H110V126H107V125H106V127H104ZM136 128H139V127H136ZM179 128H180V127L176 128V129H178V132H177V133H179V131H182V130H180ZM187 128H188V127H187ZM191 128H190V129H191ZM208 128H209V127H208ZM210 128H211V127H210ZM210 128H209V129H210ZM215 128H217V127H215ZM215 128H213V129L215 130ZM245 128H246V127H245ZM245 128H244V129H245ZM250 128H251V127H249L248 129H250ZM256 128H257V127H256ZM173 129H174V128H173ZM185 129H186V128H185ZM199 129H200V128H199ZM199 129H198V130H199ZM218 129H220V127H219ZM218 129H217V130H218ZM252 129H253V128H252ZM252 129H251V130H252ZM258 129H259V128H258ZM30 130H31V129H30ZM71 130H72V129H71ZM131 130H133V128H132ZM198 130H197V133L199 132ZM206 130H207V128H206ZM220 130H221V129H220ZM240 130H241V129H240ZM246 130H247V129H246ZM251 130H249V131H251ZM54 131H55V130H54ZM84 131H87V130H84ZM89 131H90V130H89ZM129 131H130V130H128L127 132L129 133ZM134 131H135V130H134ZM134 131H133V132H134ZM175 131H177V130H175ZM183 131H184V130H183ZM185 131H186V130H185ZM185 131H184V132H185ZM190 131H193V130H190ZM190 131H189V132H190ZM194 131H196V130H194ZM212 131H213V130H212ZM218 131H219V130H218ZM221 131H222V130H221ZM221 131H219V132H221ZM223 131H224V130H223ZM253 131H255V130H253ZM26 132H27V131H26ZM34 132H35V131H34ZM56 132H57V131H55V133H56ZM102 132H103V131H102ZM184 132H183V133H184ZM203 132H204V131H203ZM226 132H227V131H226ZM230 132H231V130H230ZM230 132H229V133H230ZM240 132H241V131H240ZM57 133H58V132H57ZM79 133H80V132H79ZM97 133H98V132H97ZM120 133H121V132H119V133L117 132L118 135H120ZM123 133H125V131H124ZM128 133H127V136L129 135ZM131 133H132V132H131ZM183 133H182V134H183ZM194 133H195V135H196V132H192V134H194ZM214 133H215V132H214ZM221 133H222V132H221ZM247 133H248V132H247ZM247 133H246V134H247ZM251 133H254V132H251ZM251 133H248V134L252 135ZM7 134H8V133H7ZM61 134H62V132H61ZM103 134H104V132H103ZM117 134H115V135H117ZM138 134H139V133H138ZM188 134H189V133H188ZM188 134H187V135H188ZM223 134H224V133H222V135H223ZM246 134L244 133V137H245ZM39 135H40V134H39ZM44 135H45V134H44ZM73 135H74V134H73ZM82 135H84V132L81 133L79 136L82 137ZM94 135H95V134H94ZM108 135H110V134H108ZM108 135H106V137H107ZM112 135H113V134H112ZM118 135H117L116 137L112 138V140L114 141L115 138H116V140H117V139H118L117 137L121 138L120 136H121L122 134H121L120 136H118ZM131 135H132V134H131ZM184 135H185V134H184ZM215 135H216V134H215ZM219 135H220V134H219ZM222 135H220V136H222ZM228 135H229V134L227 133V135H224V136L226 137V136H228ZM26 136H27V135H26ZM28 136H29V135H28ZM63 136H64V134H63ZM66 136H67V135H66ZM77 136H78V135H77ZM99 136H100V135H99ZM102 136H105V134L102 135ZM123 136H124V135H123ZM178 136H179V135H178ZM188 136H189V135H188ZM188 136H186V135L183 136V135H182L181 137H183V138H189ZM190 136H192V135L190 134ZM211 136H212V135H211ZM213 136H214V135H213ZM224 136H223V137H224ZM230 136H232V135H230ZM3 137H4V136H3ZM31 137H32V136H31ZM47 137H48V136H47ZM47 137H46V139H49V140H50L51 137H50V138H47ZM54 137H55V136H54ZM69 137H70V138H73V137H71V136H69ZM80 137H79V138H80ZM111 137H112V136H111ZM111 137H110V138H111ZM207 137H208V136H207ZM207 137H206V138H207ZM225 137H224V138H225ZM244 137H243V136L241 137V138H242V139H241L242 141L245 139ZM27 138H28V137H27ZM27 138H24V139L27 140ZM39 138H40V137H39ZM43 138H45V136H44ZM79 138H77V139H79ZM91 138H92V137H91ZM103 138H104V137H103ZM103 138H102V139H103ZM108 138H109V137H108ZM132 138H133V137H132ZM132 138H131V139H132ZM210 138H211V137H210ZM210 138H209V140H210ZM215 138L217 139V136L214 137V139H213L214 141H215ZM226 138H227V137H226ZM226 138H225V139H226ZM229 138H230V137L228 136V141H229ZM75 139H76V138H75ZM81 139H83V138H81ZM97 139H98V138H97ZM99 139L101 140V138H99ZM104 139H107V138H104ZM127 139H128V138H127ZM133 139H134V138H133ZM140 139H141V138H140ZM147 139H148V138H147ZM203 139H204V138H203ZM203 139H201V140H203ZM220 139H221V138H219V140H220ZM225 139H224V140H225ZM230 139L233 140V137L230 138ZM250 139H251V140H250ZM42 140H43V139H42ZM52 140L55 142V141H57L58 139H57V140H54L53 137H52V139H51L50 141H52ZM64 140H66V139H64ZM64 140H63V138H62V142H63ZM67 140H68V139H67ZM70 140H72V139H70ZM107 140H108V139H107ZM112 140H110V141H112ZM148 140H149V139H148ZM199 140H200V138H199ZM209 140H208V142L211 143ZM226 140H227V139H226ZM249 140L252 141L253 139L250 138V136H249ZM249 140H247L246 142H248ZM50 141H49V142H50ZM53 141H52V142H53ZM59 141H60V140H59ZM93 141H94V140H93ZM97 141H98V140H97ZM101 141H102V140H101ZM103 141H104V140H103ZM128 141H129V140H128ZM186 141H188V140L186 139ZM204 141H205V140H204ZM15 142H16V141H15ZM30 142L32 143V140H30ZM34 142L36 143V142H40V141L36 140V141H34ZM34 142H33V143H34ZM73 142H75V141H73ZM79 142H80V141H79ZM81 142H82V141H81ZM95 142H96V141H95ZM104 142H105V141H104ZM108 142H109V141H108ZM118 142H119V141H118ZM120 142H121V141H120ZM129 142H130V141H129ZM132 142H133V141H132ZM138 142H140V141H138ZM144 142H146V141H144ZM190 142H191V141H190ZM201 142H202V141H201ZM206 142H207V141H205V145H207V146L209 147L208 142H207V144H206ZM215 142H216V144H217L219 141H215ZM215 142H214V143H215ZM225 142H226V141H225ZM243 142H245V141H243ZM18 143H19V142H18ZM24 143H25V142H24ZM59 143H60V142H59ZM59 143H58V144H59ZM65 143H66V142L64 141V143H63L62 145H61V143H60V145L63 146ZM70 143H71V142L68 143L69 146H70ZM82 143H83V142H82ZM88 143H89V142H88ZM106 143H107V141H106ZM109 143H111V142H109ZM109 143H107L108 146L110 145ZM112 143H113V142H112ZM114 143L116 144L115 141H114ZM185 143H186V142H185ZM223 143H224V142H223ZM256 143L258 144V142H256ZM256 143H255V144H256ZM260 143H262V142H260ZM39 144H40V143H38V145H39ZM50 144H51V142H50ZM50 144H49V145H50ZM56 144H57V143H56ZM71 144H72V143H71ZM73 144H76V145H73L74 147L77 146V143H73ZM84 144L87 145L86 143H84ZM118 144L120 145V143H118ZM123 144H124V143H123ZM123 144L120 145V146H121V149L125 148V147H124L125 145H124L123 148H122V145H123ZM133 144H134V143H133ZM133 144L129 147L130 149H131V147L133 146ZM137 144H138V143H137ZM143 144H144V143H143ZM179 144H180V145H179ZM192 144H194L193 141H192ZM202 144H203V142H202ZM253 144H254V143H253ZM14 145H16V144H14ZM38 145H35L34 149H36V147H39V149H40V148H43V147H45V148L47 147V149L50 148V147H48V146H49V145H48V141L45 140V139H44L43 141H41V145H40V146H38ZM54 145H55V144H54ZM92 145H93V144H92ZM95 145H96V144H95ZM97 145H98V144H97ZM97 145H96V146H97ZM99 145H100V144H99ZM99 145H98V146H99ZM105 145H106V144H105ZM105 145H104V146H105ZM112 145H113V144H112ZM129 145H130V143H129ZM134 145H135V144H134ZM239 145H240V144H239ZM0 146H1V145H0ZM3 146H4V145H3ZM5 146H6V145H5ZM8 146H9V145H8ZM41 146H42V147H41ZM55 146H56V145H55ZM57 146H58V145H57ZM66 146H67V143H66ZM82 146H83V145H82ZM88 146H89V145H88ZM96 146H94V145L91 146V145H90V147H93V149H95V148H99L98 146H97V147H96ZM104 146H102L103 149L105 148ZM120 146H118V145L116 144V148H117V147L120 148ZM135 146H136V145H135ZM137 146H138V145H137ZM145 146H146V145H145ZM250 146H251V145H250ZM13 147H14V146H13ZM27 147H28V146H27ZM32 147H33V146H32ZM64 147H65V145H64ZM64 147H63V148H64ZM77 147L79 148V145H78ZM84 147H87V146H83V147H80V148H81V149H85ZM90 147H89V148H90ZM114 147H115V146L113 145V148H114ZM171 147H172V146H171ZM176 147H175V149H176ZM183 147H184V146H183ZM200 147H201V146H200ZM200 147H199V148H200ZM245 147H246V146H245ZM247 147H249V146H247ZM257 147H258V145H257ZM262 147H263V146H262ZM7 148H9V147H7ZM54 148L56 149L57 147H54ZM61 148H62V147H61ZM63 148H62V149H63ZM65 148H66V147H65ZM68 148H69V147H68ZM70 148H72V146H71ZM109 148H110V147H109ZM129 148H127V151H130ZM180 148H182V147H180ZM191 148H193V147H191ZM191 148H190V149H191ZM196 148H197V147H196ZM201 148H203V147H201ZM201 148H200V149H201ZM232 148H233V147H232ZM259 148H260V147H258V149H259ZM263 148H264V147H263ZM2 149H3V148H2ZM12 149H13V148H12ZM43 149H44V148H43ZM50 149H51V148H50ZM73 149H74V148H73ZM75 149H77V148H75ZM121 149H119V150H121ZM125 149H126V148H125ZM156 149H157V148H156ZM159 149H157V152H158ZM173 149H174V148H173ZM175 149H174V150H175ZM178 149H179V148H177V150H178ZM182 149H183V148H182ZM205 149H207V148L205 147ZM228 149H229V148H228ZM228 149H227V150H228ZM230 149H231V148H230ZM233 149H235L234 151L238 150V149H236V148H233ZM253 149H254V148H253ZM255 149H256V148H255ZM8 150H9V149H8ZM21 150H23V149H21ZM27 150H28V149H27ZM30 150H31V149H30ZM30 150H29V152H30V154H31V153L33 152V150H32V151H30ZM37 150H38V148H37ZM44 150H45V149H44ZM60 150H61V149H60ZM67 150H68V149H67ZM78 150H79V149H78ZM88 150H90V149H88ZM96 150L99 151L98 149H96ZM100 150H101V149H100ZM104 150L106 151V148H105ZM110 150H111V152H112L111 155H113L114 150H113V149H110ZM110 150H108V148H107V151H108V152H109ZM112 150H113V151H112ZM119 150H118V151H119ZM170 150H172V149L170 148ZM180 150H181V149H180ZM203 150H204V148H203ZM203 150H201V151H203ZM221 150H222V149H221ZM250 150H252V149H250ZM13 151H14V150H13ZM40 151H41V149H40ZM40 151H39V152H40ZM62 151H63V150H62ZM73 151H74V150H73ZM83 151H84V150H83ZM86 151H87V150H86ZM91 151H92V149H91ZM107 151H106V152H107ZM116 151H117V149H116ZM142 151H143V150H142ZM150 151H151V150H150ZM175 151H176V150H175ZM175 151H174V152H175ZM195 151H196V150H195ZM228 151H229V150H228ZM230 151H233V150H230ZM230 151H229V152H230ZM11 152H12V151H11ZM36 152H37V151H36ZM36 152H35V153H36ZM43 152H44V151H43ZM78 152H79V151H78ZM111 152H110V153H111ZM121 152H122V151H121ZM123 152H124V151H123ZM125 152H126V151H125ZM131 152H132V150H131ZM135 152H136V149H135ZM140 152H141V151H140ZM165 152H166V150H165ZM169 152H170V151H169ZM171 152H172V151H171ZM179 152H180V151H179ZM179 152H178V153H179ZM188 152H190V151L188 150ZM237 152H238V151H237ZM249 152H251V151H249ZM252 152H254V151H252ZM14 153H15V152H14ZM16 153H17V152H16ZM18 153L20 154V152H18ZM26 153H27V151H26ZM65 153H66V152H65ZM68 153H70V152H68ZM74 153H75V152H74ZM74 153H73V154H74ZM83 153H86V152H83ZM87 153H88V151H87ZM89 153H90V152H89ZM115 153H116V152H115ZM136 153H137V152H136ZM136 153H135V154H136ZM148 153H149V152H148ZM163 153H164V152H163ZM208 153H209V152H208ZM222 153H224V151H223ZM255 153H256V154L259 153L258 150H257ZM6 154H7V152H6ZM12 154H13V153H12ZM30 154L28 153V156H30ZM37 154H38V152H37ZM44 154H45V153H44ZM48 154H49V153H48ZM70 154H71V153H70ZM77 154H78V153H77ZM77 154H76V155H77ZM100 154H101V153H100ZM104 154H105V152H104ZM118 154L120 155V153H118ZM123 154H125V153H123ZM129 154H130V153H129ZM129 154H128V155H129ZM131 154H132V153H131ZM139 154H140V153H139ZM141 154H142V153H141ZM143 154H144V153H143ZM164 154H165V153H164ZM164 154H162V155H164ZM175 154H176V153H175ZM179 154H180V153H179ZM179 154H178V155H179ZM209 154H210V153H209ZM227 154H229V153H227ZM237 154H238V153H237ZM15 155H16V154H15ZM25 155H26V154H25ZM33 155H34V154H33ZM33 155H32V156H33ZM41 155H42V153H41ZM64 155H65V154H64ZM67 155H68V154H67ZM78 155L80 156L81 154H78ZM83 155H84V154H83ZM93 155H94V154H93ZM93 155H92V156H93ZM108 155H109V153H108ZM114 155L116 156V154H114ZM121 155H122V154H121ZM121 155H120V156H121ZM144 155H146V154H144ZM160 155H161V152H160ZM253 155H255V154L253 153ZM28 156H26V159H27ZM73 156H74V155H73ZM94 156H95V155H94ZM103 156H104V155H103ZM103 156H102V157H103ZM120 156H119V157H120ZM130 156H131V155H130ZM133 156H134V155H133ZM171 156H172V155H171ZM173 156H174V154H173ZM223 156H224V155H222V157H223ZM1 157H2V156H1ZM48 157L50 158L49 155H48ZM48 157H47V158H48ZM52 157H54L53 154H52ZM52 157H51V158H52ZM55 157H56V155H55ZM59 157H60V156H59ZM62 157H63V156H62ZM66 157H67V156H66ZM70 157H72V156H70ZM86 157L89 158V156H87V155H86ZM110 157H111V156H110ZM122 157L124 158V155H122ZM125 157H126V155H125ZM137 157H138V156H137ZM137 157H135V158H137ZM146 157H148V156H146ZM160 157H162V156H160ZM160 157H159V159H160ZM174 157H175V156H174ZM185 157H186V156H185ZM220 157H221V156H220ZM220 157H219V159H220ZM226 157H227V156H226ZM226 157H225V159H226ZM248 157H249V156H248ZM251 157L253 158V156L250 155V158H251ZM258 157H259V156H258ZM2 158H3V157H2ZM49 158H48V159H49ZM51 158H50V159H51ZM75 158H76V157H75ZM75 158H74V159H75ZM88 158H87L86 160H88ZM120 158H121V157H120ZM132 158H133L134 161H135V158H134V157H132ZM140 158H142V156H141V157H138V159H140ZM150 158H151V157L147 158V160H149ZM152 158H154V157H152ZM156 158H157V157H156ZM171 158H172V157H171ZM208 158H209V157H208ZM252 158H251V159H252ZM32 159H33V158H32ZM62 159H63V158H62ZM65 159H66V158H65ZM69 159H70V158H68V160H69ZM117 159H118V158H117ZM133 159H131V160H133ZM143 159H144V160L141 159L142 161L140 162V163H141V165H140V169H141L143 172H145V173H149L150 170H149V168L147 169V167H146V166H147V165H146V164H147V161H145L146 158H143ZM183 159H184V158H183ZM203 159H204V158H203ZM216 159H218V158H216ZM221 159H222V158H221ZM227 159H228V158H227ZM242 159H244V158L242 157ZM245 159H246V158H245ZM251 159H250V161L253 160V159H252V160H251ZM52 160H53V158H52ZM54 160H55V159H54ZM58 160H61V159H58ZM71 160H72V159H71ZM75 160H76V159H75ZM118 160H121V159H118ZM126 160H127V158H126ZM150 160H151V159H150ZM152 160H153V159H152ZM155 160H156V159H155ZM160 160H163V158H161ZM179 160H180V159H179ZM255 160H256V159H255ZM14 161H15V160H14ZM16 161H17V160H16ZM16 161H15V162H16ZM24 161H25V157H24ZM29 161H30V162H29V164H30V163H31V160H29ZM44 161H45V160H44ZM46 161H47V160H46ZM50 161H51V160H50ZM76 161H77V160H76ZM89 161H90V160H89ZM110 161H111V160H110ZM121 161H122V160H121ZM129 161H130V159H129ZM169 161H170V160H169ZM172 161H173V160H172ZM176 161H177V160H176ZM224 161H225V160H224ZM247 161H248V160H246V162H247ZM20 162H21V161H20ZM20 162L18 163V165L21 164V163H24V162H21V163H20ZM52 162H53V161H52ZM56 162H57V161H56ZM56 162H55V163H56ZM65 162H67V161L65 160ZM117 162H118V161H117ZM119 162H120V161H119ZM123 162H126V164H127V161H123ZM163 162H164V161H163ZM163 162H162V163H163ZM229 162H230V161H229ZM252 162H253V161H252ZM8 163H9V162H8ZM39 163H40V162H38V164H39ZM55 163H54V164H55ZM72 163H74V162H72ZM75 163H76V162H75ZM85 163H86V162H85ZM88 163H89V162H87V164H88ZM90 163H91V162H90ZM93 163H94V162H93ZM93 163H92V164H93ZM131 163H132V162H131ZM171 163H172V162H171ZM247 163H248V162H247ZM253 163H256V162H253ZM11 164H12V162H11ZM13 164H14V163H13ZM15 164H16V163H15ZM25 164H28V162L26 161ZM33 164H35V162H34ZM42 164H45V163H42ZM50 164H51V163H50ZM68 164H69V162H68ZM106 164H107V163H106ZM159 164H160V163H159ZM244 164H245V162H244ZM45 165H46V164H45ZM51 165H52V164H51ZM51 165H50V167H51ZM73 165H75V164H73ZM79 165H80V163H79ZM89 165H90V164H89ZM93 165H94V164H93ZM128 165H129V164H128ZM132 165H133V163H132ZM163 165H164V164H163ZM163 165H162V166H163ZM169 165H170V164H169ZM220 165H221V162H220ZM9 166H13V165H9ZM15 166H16V165H15ZM70 166H71V165H69V167H70ZM90 166H91V165H90ZM99 166H100V165H99ZM119 166L122 168L121 165H119ZM234 166H235V165H234ZM234 166H233V168H234ZM244 166H245V165H244ZM244 166H243V167H244ZM249 166H250V165H249ZM19 167H20V166H19ZM25 167H26V166H24V168H25ZM96 167H97V166H96ZM120 167H119V168H120ZM123 167H124V164H123ZM127 167H128V166H127ZM127 167H126V168H127ZM148 167H149V166H148ZM177 167H179L182 171H183V169H184V170L186 171V173H188V172H187V169H188V170L190 169V170H192L197 176H199L198 178H200V177L203 178V177H209V176L212 175L213 173L217 172L218 167H221V166H219L218 162L215 161V160H209V159H206V160H204V161H201L200 163H197V162L194 163L193 158H188V157H187L185 161L178 163ZM8 168H10V167H8ZM8 168H6V169H8ZM15 168H16V167H14V169H15ZM17 168H18V166H17ZM17 168H16V170H17ZM51 168L53 169L54 167H51ZM51 168H50V169H51ZM59 168H60V167L57 165V170H58V171H60ZM66 168H67V167H66ZM66 168H65V169H66ZM89 168H90V167H89ZM128 168H129V167H128ZM128 168H127V169H128ZM131 168H132V167H130V169H131ZM153 168H154V167H153ZM168 168H169V166H168ZM172 168H174V167L172 166ZM19 169H20V168H19ZM26 169H27V168H25V170H26ZM60 169H61V168H60ZM62 169H64V168H62ZM67 169H68V168H67ZM77 169H78V168H77ZM79 169H80V170H84V167H83V168H82V167H79ZM91 169H92V168H91ZM94 169H95V168H93V170H94ZM97 169H98V168H97ZM100 169H102V168L100 167ZM109 169H110V168H109ZM117 169H118V168H117ZM132 169H133V168H132ZM132 169H131L130 171H132ZM138 169H139V168H138ZM150 169H151V168H150ZM154 169H155V168H154ZM154 169H153V170H154ZM175 169H178V168H175ZM236 169H237V168H235V170H236ZM252 169H253V168H252ZM29 170H30V168H29ZM53 170H54V169H53ZM72 170H74L73 167H72ZM86 170H87V167H86L85 171H86ZM95 170H96V169H95ZM95 170H94V171H95ZM106 170H107V168H106ZM121 170H122V169H121ZM128 170H129V169H128ZM141 170H140V171H141ZM153 170H152V171H153ZM159 170H160V169H159ZM163 170H165V168H163ZM163 170H162V171H163ZM181 170H180V171H181ZM190 170H189V171H190ZM237 170H238V169H237ZM237 170H236V171H237ZM254 170H255V169H254ZM254 170H253V171H254ZM7 171H8V170H7ZM9 171H10V170H9ZM21 171H22V169H21ZM49 171H50V170H49ZM87 171H89V169H88ZM112 171H113V170H112ZM112 171L110 170V172H112ZM115 171H117V170L115 169ZM119 171H120V170H119ZM123 171H124V169H123ZM123 171H122V172H123ZM130 171H129V172H130ZM133 171H134V169H133ZM170 171H171V170H170ZM178 171H179V170H178ZM22 172H23V171H22ZM22 172H21V173H22ZM54 172H55V170H54ZM62 172H63V171H62ZM66 172H67V170H66ZM79 172H80V171H79ZM79 172H78V173H79ZM97 172H98V171H96V173H97ZM102 172H103V171H102ZM105 172H106V171H105ZM110 172H109V170H107V173H110ZM122 172H121V173H122ZM160 172H161V171H160ZM160 172H159V173H160ZM163 172H165V171H163ZM172 172H173V171H172ZM193 172H192V173L189 172L188 174H191V175H192ZM234 172H235V171H234ZM242 172H243V170H242ZM11 173H12V172H11ZM11 173H10V174H11ZM63 173H64V172H63ZM90 173H91V172H90ZM113 173H114V172H113ZM134 173H135V172H134ZM145 173H144V174H145ZM153 173H155V171H154ZM173 173H174V172H173ZM183 173H184V172H183ZM256 173H257V172H256ZM260 173H261V172H260ZM12 174H13V173H12ZM37 174H38V173H37ZM39 174H40V172H39ZM52 174H53V173H52ZM60 174H61V173H60ZM67 174H68V173H67ZM72 174H73V173H72ZM76 174H77V173H76ZM88 174H89V173H88ZM99 174H100V173H99ZM99 174H95V176H98ZM101 174H102V173H101ZM118 174H119V173H118ZM127 174H128V172H127ZM144 174H143V175H144ZM151 174H152V173H151ZM160 174H161V173H160ZM176 174H177V173H176ZM188 174H187V175H188ZM253 174H255V173L253 172ZM253 174H252V175H253ZM258 174H259V172H258ZM261 174H263V172H262ZM4 175H6V174H4ZM42 175H44V174H42ZM54 175H55V173H54ZM61 175H62V177H63V174H61ZM79 175H80V174H79ZM104 175H105V174H104ZM107 175H108V174H106L105 177H107ZM115 175L117 176V174H115ZM153 175H155V174H152V176H153ZM167 175H168V174H167ZM178 175H179V174H178ZM231 175H233V174H231ZM255 175H256V174H255ZM9 176H10V175H9ZM51 176H52V175H51ZM67 176H68V175H67ZM84 176H86V175H84ZM87 176H88V175H87ZM101 176H103V175H101ZM109 176H110V174H109ZM122 176H123V175H122ZM132 176H133V175L131 174L130 177L132 178ZM173 176H174V175H173ZM181 176H182V175H181ZM189 176H190V175H189ZM223 176H224V175H223ZM229 176H230V175H229ZM233 176H234V175H233ZM249 176H250V175H249ZM260 176H261V175H260ZM52 177H53V176H52ZM52 177H51V178H52ZM57 177H58V178H57ZM57 177H56V178H57L58 181H59V180H60V179H59V177H60L59 174H58ZM65 177H66V176H65ZM68 177H70V178H69V179H68L67 177H66V178L68 179V180H67L68 185L70 184V186H71L70 188H72V187H73V188L76 187L75 185H77V182H76V180H77V176H76V175H72V177H71V175H69ZM79 177H80V176H79ZM79 177H78V178H79ZM112 177H113V176H112ZM120 177H121V176H120ZM123 177H124V176H123ZM125 177H126V173H125ZM138 177H140V176H138ZM165 177H166V174H165ZM169 177H170V176H169ZM174 177H175V176H174ZM225 177H226V176H225ZM231 177H232V176H231ZM12 178H13V175H12ZM30 178H31V177H30ZM63 178H64V177H63ZM66 178H65V180H66ZM82 178H83V177H82ZM121 178H122V177H121ZM131 178H130V179H131ZM135 178L137 179V174H136V177H135ZM141 178H142V177H141ZM146 178H147V177H146ZM160 178H162V177H160ZM15 179H16V178H15ZM28 179H29V178H28ZM53 179L55 180L54 177H53ZM79 179H80V178H79ZM84 179H87V178H84ZM88 179H89V178H88ZM106 179H107V178H106ZM175 179H176V178H175ZM240 179H241V178H240ZM30 180H31V179H30ZM51 180H52V179H51ZM51 180H50V181H51ZM54 180H53V181H54ZM108 180L110 181V179H108ZM108 180H107V181H108ZM114 180H118V179L116 178V179H114ZM127 180H128V178H127ZM177 180H178V179H177ZM233 180H234V178H233ZM260 180H262V178L259 179V182H262V181H260ZM2 181H3V180H1V184H3V185L6 186L7 184H5V183H8V182L5 181V183H3ZM78 181H79V180H78ZM83 181H84V180H83ZM97 181H98V180H97ZM107 181H106V183H107ZM111 181H113V180H111ZM121 181H122V180H121ZM128 181H129V180H128ZM132 181H133V180H132ZM135 181H136V180H134V184L136 185L138 182H135ZM164 181H165V180H164ZM222 181H226V180H222ZM9 182H10V181H9ZM63 182H64V179H63ZM73 182H76V183L74 184ZM84 182H87V180L84 181ZM88 182H90V181H88ZM88 182H87V183H88ZM95 182H96V181H95ZM102 182H103V181H102ZM102 182H101V183H102ZM114 182H115V181H114ZM114 182H113V183H114ZM162 182H163V181H162ZM232 182H233V181H232ZM235 182H237L236 184H238V181H235ZM78 183H79V182H78ZM80 183H81V182H80ZM87 183H86V185H89V184H90V183H89V184H87ZM96 183H97V182H96ZM110 183H112V182H110ZM123 183H125V182L123 181ZM202 183H203V182H202ZM206 183H207V182H206ZM213 183H214V182H213ZM213 183H212V184H213ZM221 183H222V182H221ZM225 183H227V181H226ZM225 183H222V184H225ZM262 183H264V180H263ZM32 184H33V183H32ZM73 184H74V186H73ZM127 184H128V183H127ZM127 184H126V185H127ZM129 184H130V183H129ZM129 184H128V185H129ZM131 184H132V183H131ZM198 184H199V183L197 182V183H196V186H198ZM8 185L10 186V184H8ZM11 185H12V184H11ZM25 185H26V184H25ZM30 185H31V184H29V186H30ZM80 185H81V184H79V186H80ZM82 185H83V184H82ZM100 185H101V184H100ZM157 185H160V184H157ZM185 185H186V184H185ZM193 185H194V184H193ZM217 185H218V184H217ZM247 185H248V183H247ZM9 186H8V187H9ZM14 186H15V185H14ZM96 186H98V185H96ZM103 186H104V185H103ZM105 186H106V185H105ZM124 186H125V185H124ZM203 186H205V185L203 184ZM203 186H201V187L203 188ZM207 186H208V185H207ZM211 186H212V185H211ZM68 187H69V186H68ZM81 187H82V186H81ZM106 187H107V186H106ZM110 187H111V186H110ZM131 187H132V189L134 188L132 185H131ZM191 187H193V186H191ZM205 187H206V186H205ZM229 187H230V186H229ZM9 188H10V187H9ZM11 188H12V187H11ZM50 188H51V187H50ZM50 188H49V189H50ZM66 188H67V187H66ZM103 188H104V187H103ZM111 188H112V187H111ZM159 188H160V187H159ZM164 188H165V187H164ZM174 188H175V187H174ZM181 188H182V187H181ZM181 188H178V189H181ZM198 188H200V187H197L196 189H197V190H200V189H198ZM208 188H209V186H208ZM225 188H226V187H225ZM227 188H228V187H227ZM232 188H233V187H232ZM236 188H237V186H236ZM12 189H13V188H12ZM25 189H26V186H25ZM31 189H32V187H31ZM33 189H34V188H33ZM51 189H52V188H51ZM51 189H50V190H51ZM74 189H75V188H74ZM74 189H73V190H74ZM81 189H82V188H81ZM95 189H96V188H95ZM114 189H115V188H114ZM125 189H126V188H125ZM125 189H124V190H125ZM193 189H194V188H193ZM196 189H195L194 191H196ZM206 189H207V187H206ZM230 189H231V188H230ZM1 190H3L4 193L7 191V189H6V191H5V188H3V189L1 188ZM27 190H28V188H27ZM69 190H71V189H69ZM76 190H77V187H76ZM76 190H75V191H76ZM79 190H80V189H79ZM130 190H131V189H130ZM133 190H134V189H133ZM184 190H185V189H184ZM207 190H208V189H207ZM222 190H223V189H222ZM240 190H241V191H239L238 189L236 190L237 192L239 191L238 194H239L240 192H244V191H242V189H240ZM35 191H36V190H35ZM35 191H34V193H36ZM80 191H82V192L84 193V191H86V190L83 189V190H80ZM104 191H105V190H104ZM107 191H108V190H107ZM117 191L119 192V190H117ZM191 191H192V190H191ZM236 191H235V192H236ZM258 191H259V190H258ZM0 192H1V191H0ZM9 192H10V191H9ZM32 192H33V191H32ZM32 192H31V193H32ZM37 192H38V191H37ZM82 192H80L79 194L82 195V194H83ZM122 192H123V191H122ZM162 192L165 193V190H163ZM162 192H161V193H162ZM182 192H184V191H182ZM197 192H198V191H197ZM237 192H236V193H237ZM4 193H3V194H4ZM6 193H7V192H6ZM72 193H73V192H72ZM74 193H75V192H74ZM92 193H94V192L92 191L91 194H92ZM97 193H98V192H97ZM100 193H101V192H100ZM102 193H103V191H102ZM109 193H110V192H109ZM158 193H159V192H158ZM158 193H157V194H158ZM161 193H160V194H161ZM175 193H176V192H175ZM175 193H174V194H175ZM184 193H185V192H184ZM188 193H189V192H188ZM194 193H195V192H194ZM203 193H204V191H203ZM233 193H234V192H233ZM3 194H2V195H3ZM10 194H16V192H14V193H13V192H10ZM10 194H9V195H10ZM84 194H85V193H84ZM84 194H83V195H84ZM114 194H115V193H114ZM124 194H125V193H124ZM154 194H155V193H154ZM157 194H155V195H157ZM176 194H177V193H176ZM181 194H182V193H181ZM190 194H191V193H190ZM195 194H196V193H195ZM198 194H199V193H198ZM198 194L195 195L196 198H197V195H198ZM240 194H242V193H240ZM250 194H251V193H250ZM2 195H1V196H2ZM4 195L6 196V194H4ZM4 195H3V196H4ZM37 195H38V194H37ZM37 195L35 194V196H37ZM52 195H53V194H52ZM54 195L58 196L57 194H54ZM59 195H60V194H59ZM74 195H75V194H74ZM85 195H86V194H85ZM102 195H103V194H102ZM127 195H128V194H127ZM127 195H126V196H127ZM166 195H168V194H166V193H165V194H161L162 197H161L159 194H158L157 196H158V197H161V198H164V197H166ZM216 195H217V194H216ZM3 196H2V197H3ZM23 196H24V195H22L21 198H19V195H18L17 198L22 199ZM33 196H34V195H33ZM56 196H55V199H56V198L58 199V197H56ZM60 196L62 197V195H60ZM70 196H71V195H70ZM91 196H93V195H90V197H91ZM95 196H96V194L94 195V197H95ZM103 196H104V195H103ZM103 196H102V199H103ZM115 196H116V195H115ZM177 196H179V195H177ZM193 196H194V195H193ZM195 196L192 197V198H195ZM13 197H14V196H13ZM24 197H25V196H24ZM61 197H59V198L61 199ZM63 197H64V196H63ZM73 197H74V196H73ZM87 197H89V196H86V199H87ZM216 197H217V196H215V198H216ZM218 197H219V194H218ZM220 197L222 198V196H220ZM11 198H12V197H11ZM11 198H10V199H11ZM15 198H16V196H15ZM70 198H72V196H71ZM70 198H67V199H70ZM82 198H84V197H82ZM108 198H109V197H108ZM190 198H191V197H189L188 199H190ZM7 199H8V198H7ZM19 199H18V200H19ZM55 199H54V200H55ZM86 199H85V200H86ZM94 199H95V198H94ZM94 199H93V200L91 199V200H92V201H95ZM96 199H97V198H96ZM99 199H100V198H99ZM102 199H101V200H102ZM118 199H119V198H118ZM204 199H205V198H204ZM206 199H207V198H206ZM250 199H252V200L250 201V203L255 202V203H257V204H260V203L263 202V200L260 199V198H254V199H253V198H250ZM4 200H5V199H4ZM22 200H23V199H22ZM58 200H59V199H58ZM76 200H77V199L75 198V201H76ZM87 200H88V199H87ZM112 200H113V199H111V200L109 201V203H110ZM130 200H131V197H130ZM142 200H144V199H142ZM142 200H141V201H142ZM198 200H199V199H198ZM210 200H211V199H210ZM214 200H215V199H214ZM216 200H217V199H216ZM216 200H215V201H216ZM232 200H233V198H232ZM48 201H52V200H50V198H49ZM55 201H56V200H55ZM55 201H54V202H55ZM73 201H74V200L72 199L71 202L73 203ZM81 201L83 202V200H81ZM97 201H98V200H97ZM99 201H100V200H99ZM99 201H98V203H99ZM102 201L105 202V206H106V201H104V199H103ZM107 201H108V199H107ZM115 201H116V200H115ZM181 201H182V200H180V202H181ZM188 201H189V200H188ZM222 201H223V198L220 200V202H221V203L219 204L220 206L222 205V203H224V202H222ZM225 201H226V200H225ZM242 201H243V200H242ZM247 201H249V199H248ZM0 202H1V201H0ZM11 202H12V204H13V201H12V200H11ZM21 202H22V201H21ZM23 202H24V200H23ZM60 202H61V200H60ZM63 202H65V201H63ZM78 202H79V201H78ZM100 202H101V201H100ZM120 202H121V201H120ZM120 202H118V203L121 204ZM182 202H183V201H182ZM218 202H219V198H218ZM232 202H234V201H231L230 204H232ZM2 203H3V205H4V204H6V205L8 204L7 201H6V203H5V202H2ZM2 203H0V204H2ZM29 203H33V202H29ZM49 203H50V202H49ZM55 203H56V202H55ZM76 203H77V202H76ZM76 203H75L74 205H77ZM93 203H94V202H93ZM101 203H102V202H101ZM101 203H100V204H101ZM112 203H113V201H112ZM157 203H158V202H157ZM176 203H177V202H176ZM226 203H228V202H226ZM240 203H241V202H240ZM12 204H11V205H12ZM39 204H40V203H39ZM46 204H47V203H46ZM51 204H52V203H50V209L52 208L51 206L54 205V204H52V205H51ZM56 204H58V202H57ZM62 204H63V203H62ZM78 204L81 205V203H78ZM82 204H83L82 207H83V208H86V207H84V205L87 206L88 203H86V204L82 203ZM110 204H111V203H110ZM181 204H182V203H181ZM205 204H206V203H205ZM213 204L216 205V204H217V201L214 202ZM224 204H225V203H224ZM233 204H234V203H233ZM238 204H239V203H238ZM241 204H244V203H241ZM9 205H10V203H9ZM16 205H17V204H16ZM19 205H20V204H19ZM59 205L61 206L60 203H59ZM66 205H67V204H66ZM89 205L91 206V204H89ZM89 205H88V206H89ZM133 205H134V206L137 205L136 200H134ZM184 205H185V203H184ZM200 205H201V204H200ZM219 205H218V206H219ZM234 205H235V204H234ZM0 206H1V205H0ZM21 206H22V205H20V207H21ZM32 206H34V203H33V205H31V207H32ZM36 206H39V205L36 204ZM42 206H43V205H42ZM70 206H71V205H70ZM93 206H94V205H92L91 207H93ZM107 206H108V204H107ZM107 206H106V207H107ZM115 206H116V205H115ZM117 206H119V205H117ZM155 206H156V205H155ZM198 206H199V204H198ZM4 207H6V206L4 205ZM20 207H19V208H20ZM40 207H41V206H39L38 208H39V209H42V208H40ZM46 207H48V204H47ZM64 207H65V206H64ZM76 207H77V206H76ZM76 207L74 206L73 209L76 208ZM96 207H97V206H96ZM102 207H103V206H102ZM109 207H110V206H109ZM146 207H147V206H146ZM156 207H158V205H157ZM156 207H155V208H156ZM173 207H174V206H173ZM190 207H193V206H190ZM190 207H188V208H190ZM199 207H200V206H199ZM214 207H215V206H214ZM216 207H217V205H216ZM222 207H223V205H222ZM237 207H238V206H237ZM0 208L3 209L2 206H1ZM6 208H7V207H6ZM21 208H22V207H21ZM54 208H55V207H54ZM69 208H70V207H69ZM69 208H68L67 210H69ZM78 208L80 209V207H77V210H79ZM98 208H99V204H98ZM137 208H138V207H137ZM150 208H151V207H150ZM150 208H149V209H150ZM152 208H153V207H152ZM217 208H218V207H217ZM8 209H9V208H8ZM13 209H14V208H12V210H13ZM32 209H33V208H32ZM52 209H53V208H52ZM111 209H114V208H111ZM130 209H131V208H130ZM132 209H133V208H132ZM132 209H131V210H132ZM190 209H191V208H190ZM193 209H194V208H193ZM237 209H238V208H237ZM12 210H11V211H12ZM37 210H38V209H37ZM81 210H83V209H81ZM97 210H98V209H97ZM97 210H94V211L96 212ZM99 210H100V208H99ZM107 210H108V209H107ZM118 210H119V209H118ZM147 210H148V209H147ZM155 210H156V209H155ZM157 210H158V209H157ZM221 210H222V209H221ZM0 211L3 212V211H5V210H0ZM6 211H7V210H6ZM8 211H9V210H8ZM13 211H15V210H13ZM16 211H17V210H16ZM16 211H15V213H16ZM22 211H23V210H22ZM69 211H70V210H69ZM88 211H89V210H88ZM92 211H93V209H92ZM94 211H93V215H95V214H94ZM101 211H102V208H101ZM103 211H104V208H103ZM115 211H116V210H115ZM115 211H112V212H113V215H114V212H115ZM186 211H187V212H188V211L190 212L191 210H186ZM195 211H196V208H195L194 212H195ZM198 211H199V210H198ZM1 212H0V213H1ZM19 212H20V211H19ZM19 212H18V215H19V214L22 215V212H21V213H19ZM49 212H50V211H49ZM55 212H56V211H55ZM55 212H54V213H55ZM59 212H61V210H60ZM89 212H90V211H89ZM148 212H149V211H148ZM187 212H185V213H187ZM194 212H193V213H194ZM196 212H197V211H196ZM222 212H223V210H222ZM224 212H225V209H224ZM231 212H232V211H231ZM5 213H6V212H5ZM15 213L13 214V215H15V216H13V217H16L17 214H15ZM50 213H51V212H50ZM71 213H72V212H71ZM78 213H82V212L79 211ZM98 213L100 214L101 212L98 211ZM104 213H105L104 216H106V214H108V212H107V213L104 212ZM104 213L102 212V214H104ZM116 213H117V211H116ZM149 213H150V212H149ZM185 213L183 212V214H181V216L184 217V214H185ZM198 213H199V212H198ZM213 213H214V212H213ZM235 213H236V212H235ZM251 213H253V212H251ZM251 213H250V214H251ZM9 214H10V211H9V213H8V212L6 213L7 216H8ZM34 214H36V213H34ZM34 214H33V215H34ZM37 214H38V213H37ZM37 214H36V215H37ZM61 214H62V213H61ZM66 214H68V213H66ZM69 214H70V213H69ZM131 214H132V213H131ZM133 214H134V213H133ZM189 214H190V213H189ZM191 214H192V213H191ZM194 214H196L197 216L199 215V214H197V213H194ZM219 214H220V213H219ZM224 214H225V213H224ZM230 214L232 215V214H234V213H230V211H229V214H227V215H230ZM43 215H44V214H43ZM47 215H48V214H47ZM52 215H53V212H52ZM64 215H65V214H64ZM71 215H72V214H71ZM73 215H74V211H73ZM84 215L86 216V215H89V214L86 213V214H83L82 216H81V214H79L80 217H83ZM100 215H101V214H100ZM196 215H194V216L196 217ZM248 215H249V214H248ZM4 216H5V214H4ZM7 216H5V217H7ZM30 216H31V215H30ZM40 216H41V214H40ZM53 216H54V215H53ZM91 216H92V215H91ZM101 216H102V215H101ZM101 216H100V219L103 217V216H102V217H101ZM108 216H109V215H108ZM108 216H107V217H108ZM114 216H115V215H114ZM190 216H191V215H190ZM190 216H188V217L190 218ZM194 216L192 215L191 217H194ZM217 216H218V215H217ZM217 216H215V217H217ZM251 216H252V215H251ZM2 217H3V216H2ZM8 217H9V216H8ZM8 217H7V218H8ZM35 217H36V216H35ZM37 217H38V216H37ZM37 217H36V219H35L36 221H38V220H37ZM44 217H45V216H44ZM46 217H47V216H46ZM54 217H55V220H56V216H54ZM87 217H90V216H87ZM95 217H96V215H95ZM188 217H187V218H188ZM262 217H263V216H262ZM23 218H24V217H23ZM27 218H29V217H27ZM39 218H40V217H39ZM41 218H42V217H41ZM67 218H68V217H67ZM71 218H72V217H71ZM103 218H104V217H103ZM171 218H172V217H171ZM187 218H186V220H187ZM189 218H188V219H189ZM207 218H209V216H208ZM218 218H219V217H218ZM263 218H264V217H263ZM29 219H30V218H29ZM64 219H65V218H64ZM68 219H70V218H68ZM75 219H76V218H75ZM89 219H91V217H90ZM93 219H94V216L92 217L91 220H93ZM95 219H96V218H95ZM97 219H98V218H97ZM97 219H96V220H97ZM100 219H98L99 222H100ZM107 219H108V218H107ZM110 219H111V218H110ZM117 219H118V216H117ZM223 219H224V218H223ZM230 219H231V218H230ZM240 219H241V218H240ZM253 219H255V218H253ZM5 220H7V219H5ZM9 220H10V219H9ZM9 220H7V221H9ZM19 220H21V219L19 218ZM31 220H32V222L34 221L32 217H31ZM31 220H30V221H31ZM46 220H48V218H47ZM53 220H54V219H53ZM70 220H71V219H70ZM70 220H69L68 224L70 223ZM76 220H77V219H76ZM96 220H95V222H96ZM112 220H113V219H112ZM132 220H133V219H132ZM166 220H169V219H166ZM177 220H178V219H177ZM189 220H191V219H189ZM215 220H216V221H214V222H217V219H215ZM11 221H12V220H11ZM21 221H22V220H21ZM39 221H40V220H39ZM44 221H45V220H44ZM50 221H51V219H50ZM59 221H60V220H59ZM62 221H63V220H62ZM77 221H78V220H77ZM77 221H76V222H77ZM85 221H86V220H85ZM103 221H105V220H103ZM103 221H101L100 224H101ZM114 221H115V220H114ZM187 221H188V220H187ZM200 221H201V220H200ZM218 221H219V220H218ZM241 221H242V220H241ZM260 221H261V220H260ZM5 222H6V221H5ZM23 222H24V221H23ZM63 222H64V221H63ZM63 222L61 223V225L64 224ZM76 222H75V223H76ZM78 222H79V221H78ZM78 222H77V223H78ZM81 222H82V221H81ZM90 222H91V221H90ZM95 222H94V223H95ZM106 222H107V221H106ZM106 222H105V223H106ZM155 222H156V221H155ZM181 222H182V221H181ZM3 223H4V222H3ZM9 223H10V222H9ZM28 223H29V222H28ZM30 223H31V222H30ZM36 223H37V222H36ZM36 223H32V224H36ZM45 223H46V222H45ZM45 223H43V224H45ZM49 223H50V222H49ZM72 223H73V222H72ZM85 223H86V222H85ZM94 223H93V221H92L90 224H94ZM109 223H110V222H109ZM167 223H168V222H167ZM192 223H193V222H192ZM196 223H197V222H196ZM198 223H199V221H198ZM203 223H204V222H203ZM207 223H208V222H207ZM243 223H244V225H245V222H243ZM43 224H42V226H43ZM54 224H56V223H54ZM54 224H52V225H54ZM83 224H84V223H83ZM95 224H97V223H95ZM100 224H99V225H100ZM103 224H104V223H103ZM137 224H138V223H137ZM168 224H170V223H168ZM212 224H215V225H216V223H212ZM239 224H240V223H239ZM239 224H237V225H239ZM6 225H7V222H6ZM6 225H5V228H7ZM20 225H21V224H20ZM46 225H47V223H46ZM48 225H49V224H48ZM50 225H51V224H50ZM77 225H78V224H77ZM81 225H82V224H81ZM85 225H86V224H85ZM106 225H107V224H106ZM153 225H154V224H153ZM165 225H166V224H165ZM170 225H172V224H170ZM183 225H184V224H182L181 226H183ZM193 225H194V224H193ZM197 225H199V224H197ZM200 225L202 226V224H200ZM200 225H199L198 227H200ZM204 225H205V224H204ZM210 225H211V224H210ZM3 226H4V225H3ZM3 226H2V227H3ZM22 226H23V225H22ZM29 226H31V224L28 225V226H26V227L28 228ZM54 226H55V225H54ZM67 226H68V225H67ZM67 226H64V227L66 228ZM88 226H89V223H88ZM92 226H93V225H92ZM95 226H97V225H95ZM95 226H94V227H95ZM107 226H108V225H107ZM154 226H155V225H154ZM191 226H192V224H191ZM194 226H196V224H195ZM233 226H234V224H233ZM8 227H9V228H13V227H10V226H8ZM14 227H16V226H14ZM19 227H20V226H19ZM55 227H56V228H57V227L61 228L60 225H57V226H55ZM68 227H69V226H68ZM70 227H71V226H70ZM70 227H69V228H70ZM72 227H75V226H72ZM83 227H84V226H83ZM85 227H87V226H85ZM101 227H102V226H101ZM108 227H110V224H109ZM108 227H105L104 229H106V228H108ZM158 227H159V226H158ZM170 227H171V226H170ZM203 227H204V226H203ZM205 227H206V225H205ZM205 227H204V228H205ZM5 228H3V229H5ZM27 228H26V229H27ZM44 228H45V226H44ZM48 228H49V226H48ZM50 228H51V226H50ZM81 228H82V227H81ZM117 228H118V227H117ZM117 228H116V229H117ZM163 228H164V227H163ZM175 228H176V227H175ZM185 228H186V227H185ZM204 228L199 229V230H201L199 233H200V235H202V236H203V234L205 233V232L203 233L204 230H205V231H208V230H209L208 228H206V229H204ZM3 229H2V230H3ZM28 229H29V228H28ZM39 229H40V227H39ZM51 229H52V228H51ZM57 229H58V228H57ZM62 229H64V228H62ZM85 229H86V228H85ZM85 229H84V230H85ZM87 229L89 230L90 228H87ZM93 229H94V228H93ZM111 229H112V227H111ZM186 229H187V228H186ZM192 229L194 230V227H192ZM195 229H197V227H196ZM0 230H1V229H0ZM7 230H8V229H7ZM13 230H14V229H13ZM13 230H11V231H13ZM16 230H18V229L16 228ZM21 230H22V229H21ZM42 230H43V229H42ZM45 230H47V229H45ZM60 230H61V229H60ZM70 230H71V229H70ZM84 230H83V231H84ZM91 230H92V229H91ZM202 230H203V231H202ZM251 230H252V229H251ZM4 231H6V229L3 230V232H4ZM23 231H24V230H22L21 233H22ZM26 231H28V230H26ZM51 231H52V230H51ZM62 231H63V230H62ZM71 231H72V230H71ZM71 231H70V232H71ZM89 231H90V230H89ZM92 231H94V230H92ZM102 231H103V230H102ZM102 231H101V233H102ZM196 231H197V230H196ZM245 231H246V230H245ZM16 232H17V231H16ZM19 232H20V231H19ZM30 232H31V234L34 233V232L36 233V228H35V227H31V228H30ZM48 232H50L49 229H48ZM53 232H56V231H54V229H53ZM53 232H52V233H53ZM57 232L59 233V230H57ZM64 232H66V230H65ZM67 232H68V230H67ZM67 232H66V234H67ZM87 232H88V231H87ZM97 232H99V231H97ZM103 232H105L106 234L108 233V232H106V230H104ZM179 232H180V231H178V233H179ZM194 232H195V230H194ZM210 232H211V231H210ZM9 233H10V231H9ZM11 233H12V235H13L14 232H11ZM17 233H18V232H17ZM21 233H20V234H21ZM35 233H34V234H35ZM50 233H51V232H50ZM76 233H77L78 235H76ZM76 233H75V235H76L75 237L79 236V233H78V232H76ZM85 233H86V232H85ZM105 233H102V235L105 234ZM114 233H115V232H114ZM116 233H118V231H117ZM171 233H172V232H171ZM184 233H185V232H184ZM186 233H187V232H186ZM186 233H185V234H186ZM196 233H197V232H196ZM196 233H194V235L197 236L198 234H196ZM201 233H202V234H201ZM244 233H245V232H244ZM1 234H2V231H1ZM1 234H0V235H1ZM4 234H5V233H4ZM7 234H8V232H7ZM22 234H23V233H22ZM36 234H38V230H37V233H36ZM36 234H35V235H36ZM54 234H55V233H54ZM72 234H73V233H72ZM72 234L70 233V235H72ZM88 234H89V233H88ZM93 234H97V233H92V235H93ZM176 234H177V233H176ZM179 234H180V233H179ZM185 234H184V235H185ZM192 234H193V233H192ZM209 234H210V233H209ZM212 234H213V233H212ZM236 234H237V233H236ZM14 235H16V234L14 233ZM58 235H60V234H58ZM82 235H83V234H82ZM82 235H81V236H82ZM84 235H85V234H84ZM111 235H112V233H111ZM111 235H110V236H111ZM187 235H188V234H187ZM189 235H190V234H189ZM204 235H205V234H204ZM206 235H207V234H206ZM225 235H226V234H225ZM4 236H5V235H4ZM9 236H10V235H9ZM9 236H7V237H9ZM18 236H19V235H17L16 237H18ZM48 236H49V235H48ZM54 236H55V235H54ZM89 236H90V235H89ZM89 236H87V237H89ZM97 236H98V235H97ZM97 236H96V237H97ZM161 236H164V235H159V237H161ZM196 236H195V237H196ZM202 236H201V237H202ZM239 236H240V234H239ZM11 237H13V236H11ZM32 237H34V236H32ZM36 237H37V236H36ZM42 237H43V233H42ZM58 237H60V236H58ZM63 237H65V236H63ZM70 237H72V236H70ZM94 237H95V236H94ZM94 237H93V238H94ZM100 237H101V236H100ZM106 237H107V236H106ZM159 237H157V238H159ZM197 237H198V236H197ZM212 237H213V236H212ZM235 237H236V236H235ZM235 237H234V239H235ZM0 238H1V237H0ZM3 238L6 239V237H3ZM13 238H14V237H13ZM19 238H20V237H19ZM37 238H39V237H37ZM40 238H41V237H40ZM72 238H73V237H72ZM85 238H86V237H85ZM85 238H84V239H85ZM91 238H92V237H91ZM91 238H90V239H91ZM93 238H92V240H93ZM104 238H105V237H104ZM112 238H114V236H113ZM119 238H120V237H119ZM165 238H166V237H165ZM198 238H199V237H198ZM247 238H248V237H247ZM10 239H11V238H10ZM10 239H8V240H10ZM25 239H26V238H25ZM33 239H34V238H33ZM58 239H59V238H58ZM65 239H66V238H65ZM67 239H68V238H67ZM78 239H79V238L77 237V241H79V242L84 241V239H82V241H80L81 239H79V240H78ZM117 239H118V238H117ZM236 239H237V237H236ZM14 240H16V239H14ZM19 240H20V239H19ZM34 240H35V239H34ZM34 240H33V241H34ZM63 240H64V239H63ZM92 240H91V242H92ZM94 240H95V239H94ZM118 240H120V239H118ZM121 240H122V239H121ZM199 240L202 241V239H199ZM208 240H209V239H208ZM240 240H241V239H240ZM242 240H243V239H242ZM248 240H249V239H248ZM248 240H247V241H248ZM21 241H22V239H21ZM21 241H18V242H21ZM31 241H32V240H31ZM36 241H38V239H37ZM39 241H40V240H39ZM65 241H66V240H65ZM114 241H116V243H118L117 240H116V238H115V240H113V242H114ZM195 241H196V242H194V243L197 244L198 241H197V240H195ZM210 241H211V240H210ZM212 241H213V240H212ZM234 241H235V240H234ZM236 241H237V240H236ZM2 242H3V239H2ZM5 242L7 243L8 241L5 240ZM5 242H3V244H4ZM14 242H15V241H14ZM14 242H13V243H14ZM70 242H71V240H70ZM79 242H78V243H79ZM89 242H90V241H89ZM89 242H88V243H89ZM98 242H99V241H98ZM100 242H101V241H100ZM107 242H110V240L107 241ZM111 242H112V241H111ZM113 242H112V245L114 244ZM174 242H175V241H174ZM190 242H191V241H190ZM207 242L209 243V241H207ZM223 242H224V241H223ZM245 242H246V240H245ZM248 242H250V241H248ZM257 242H258V241H257ZM9 243H10V242H9ZM21 243H22V245H24L23 241H22ZM21 243H20V244H21ZM34 243H35V242H34ZM42 243H43V241H42ZM56 243H57V242H56ZM59 243H61V241H60ZM64 243H65V242H64ZM85 243H86V242H85ZM151 243H153V242H151ZM176 243H177V242H176ZM192 243H193V240H192ZM198 243H199V242H198ZM210 243H211V242H210ZM213 243H214V242H213ZM235 243H236V242H235ZM29 244H31V243H29ZM32 244H33V243H32ZM68 244H69V242L67 243V245H68ZM71 244H72V243H71ZM71 244H70V245H71ZM92 244H93V243H92ZM95 244H96V243H95ZM100 244H101V243H100ZM104 244H105V243H104ZM106 244L109 246L108 243H106ZM163 244H164V243H163ZM181 244H182V243H181ZM181 244H180V245H181ZM237 244H242V243H240V242L238 243V241H237ZM4 245H6V244H4ZM13 245H14V244H13ZM16 245H19V243L16 244ZM16 245H15V247H16ZM22 245H20V246H22ZM40 245H41V244H40ZM58 245H60V244H58V243H57V245L55 244V246H57V247H58ZM67 245H65V246H67ZM76 245H77V243L75 244V246H76ZM80 245H81V244H80ZM85 245H86V244H85ZM89 245H90V244H89ZM107 245H106V246H107ZM112 245H110V246H112ZM120 245H121V244H120ZM138 245H139V244H138ZM200 245H201V244H200ZM203 245H204V244H203ZM207 245H208V244H207ZM224 245H225V244H224ZM228 245H229V244H228ZM231 245H232V244H231ZM231 245H230V246H231ZM262 245H263V244H262ZM1 246H3V245L0 243V247H1ZM8 246H9V245H8ZM20 246H17V248H15V249L17 250L18 247H20ZM25 246H26V245H25ZM38 246H39V245H38ZM61 246H62V245H61ZM68 246H69V245H68ZM68 246H67V247H68ZM106 246H105V247H106ZM221 246H222V245H221ZM225 246H226V245H225ZM233 246H234V244H233ZM238 246H239V245H238ZM242 246H243V248H246V252L249 250V252H247V253H250L251 251H253V250H251L250 248L247 249V247H245V245H242ZM260 246H261V245H260ZM39 247H40V246H39ZM41 247H42V246H41ZM59 247H60V246H59ZM62 247H64V246H62ZM117 247H118V246H117ZM149 247H150V246H148L147 248H149ZM192 247H193V246H192ZM192 247L190 246V248H191L190 251H194V249H193ZM210 247H211V246H210ZM213 247H215V243H214V246H213ZM213 247H212V248H213ZM234 247H235V246H234ZM2 248H3V247H2ZM2 248H1V249H2ZM5 248H6V247H5ZM5 248H4V250H5ZM9 248L11 249V248H14V247L11 246V247H9ZM24 248H25V247H24ZM48 248L50 249L49 246H48ZM52 248H53V247H52ZM52 248H51V249H52ZM54 248H55V247H54ZM73 248H74V247H73ZM81 248H82V247H81ZM81 248H80V249H81ZM107 248H108V247H107ZM139 248H140V247H139ZM141 248H142V247H141ZM203 248H204V247H203ZM208 248H209V247H206V250H207V251H208ZM212 248H209V249L213 250ZM219 248H220V247H219ZM239 248H240V250H242V251L244 250V249H242V247H239ZM252 248L255 250L254 247H252ZM1 249H0V250H1ZM6 249H8V248H6ZM10 249H8V250H10ZM38 249H39V248H38ZM45 249H46V248H45ZM45 249H42V250L44 251V253H45L46 250H48V249H46V250H45ZM59 249H60V248H59ZM83 249H84V248H83ZM115 249H116V248H115ZM192 249H193V250H192ZM198 249H199V247H198ZM198 249H197L196 251H198ZM204 249H205V248H204ZM215 249H216V247H215ZM230 249H231V248H230ZM230 249H229V251L232 250V249H231V250H230ZM233 249H234V248H233ZM256 249H257V250H260V249H262V247H260V248H256ZM21 250H23V249L20 248L19 251H21ZM53 250H56V248L53 249ZM63 250H65V249L63 248ZM68 250H70V249H68ZM159 250H162V249H159ZM188 250H189V249H187V251H188ZM199 250H202V249H199ZM211 250H210V251H211ZM219 250H220V249H219ZM219 250L217 251V249H216V251L214 252V254H215V253L217 254V252H219ZM226 250H227V249H226ZM226 250H225V251H226ZM240 250H239V253H238V254H242V251L240 252ZM262 250H263V249H262ZM5 251H6V250H5ZM19 251H18V252H19ZM40 251H41V250H40ZM40 251L37 252V253H39V254H37V256H36L35 258H37V259H38L39 257L42 258L41 256L44 257V256L46 255V253H47V252H46L45 255H41L40 253H41L42 251H41V252H40ZM57 251H58V250H57ZM65 251H66V250H65ZM74 251H75V250H74ZM74 251H73V252H74ZM81 251H82V250H81ZM107 251H108V250H107ZM151 251H152V250H151ZM174 251H175V250H174ZM180 251H181V249H180ZM182 251H183V250H182ZM182 251H181V255H180V254H177L178 252H177V253H174V254H177V255H179V256H182L183 254H184V256H187V255H188L187 257L190 256V255H189L190 252H189V254L185 255L186 253H182ZM196 251H195V252H196ZM225 251H224V252H225ZM244 251H245V250H244ZM7 252H9V251H7ZM12 252H13V250H12ZM14 252H17V251L14 250ZM21 252H23V251H21ZM52 252H53V251H52ZM52 252H50V250H49V253L47 254L48 257L46 258V260L49 258V255H50V253H52ZM54 252L56 253V251H54ZM54 252H53L52 254H54ZM60 252H62V251L59 250L58 253H60ZM69 252H72V250L69 251ZM109 252H110V251H109ZM125 252H126V251H125ZM141 252H142V251H141ZM171 252H172V251H171ZM175 252H176V251H175ZM195 252H194V253H195ZM198 252H199V251H198ZM246 252H244V253H246ZM0 253H4V252L1 251ZM9 253H10V255H11V251H10ZM9 253H8V254H9ZM34 253H35V251H34ZM81 253H82V252H81ZM81 253H80V254H81ZM153 253H155V252H153ZM187 253H188V252H187ZM220 253H221V251H220ZM228 253H229V252L226 251V254H228ZM244 253H243V254H244ZM6 254H7V253H6ZM6 254H3L2 256H3V257H6ZM8 254H7V255H8ZM14 254L16 255V253H14ZM42 254H43V252H42ZM60 254H61V253H60ZM76 254H77V253H76ZM144 254H145V253H144ZM156 254H158V253H156ZM214 254H213V255H214ZM216 254H215V255H216ZM226 254H223V253H222V255H226ZM24 255H25V254H24ZM34 255H35V254H34ZM38 255H39V257H38ZM40 255H41V256H40ZM47 255H46V256H47ZM62 255H63V254H62ZM65 255H66V254H65ZM68 255H69V253H68ZM70 255H71V254H70ZM70 255H69V259H71V258H70ZM112 255H113V254H112ZM191 255L195 257V256H197L198 254L195 255V254L192 253ZM200 255H201V254H200ZM213 255H212V256H213ZM219 255H220V254H219ZM235 255H237V254H235ZM12 256H13V254L11 255V257H12ZM32 256H33V255H32ZM58 256H59V255H57V257H58ZM73 256H74V255H73ZM147 256H148V257H151L152 255L150 256V255L148 254ZM147 256H145V257H147ZM156 256H158V255H156ZM192 256H191V257H192ZM228 256H229V255H228ZM228 256H225V258H227ZM237 256H239V255H237ZM0 257H1V256H0ZM7 257H8V258H7ZM7 257H6L7 260L10 259V258H9V257H10L9 255H8ZM14 257H16V256H13V259H14ZM19 257H21V254H20V255L18 254V258H19ZM23 257H24V259H25L27 256H22V258H23ZM28 257H30V259H31V255L28 256ZM28 257H27V258H28ZM63 257H64V255H63ZM63 257H61V258H63ZM65 257H66V256H65ZM65 257H64V258H65ZM67 257H68V256H67ZM67 257H66V258H67ZM71 257H72V256H71ZM78 257H79V256H78ZM135 257L137 258V257H139V256L137 255V256H135ZM148 257H147V258H148ZM154 257H155V256H154ZM160 257H161V256H160ZM233 257H234V256H233ZM235 257H236V256H235ZM35 258H34V259H35ZM64 258H63V259H64ZM66 258H65V259H66ZM73 258H74V257H73ZM139 258H140V257H139ZM139 258H138V259H139ZM197 258H198V257H197ZM202 258H203V257H202ZM202 258H201V259H202ZM212 258H213V257H212ZM3 259H4V258H3ZM13 259H11V260H13ZM16 259H17V257H16ZM19 259H20V258H19ZM28 259H29V258H28ZM37 259H36V261H37ZM43 259H44V258H43ZM79 259H80V258H79ZM79 259H77V260H79ZM143 259H144V258H142L141 261H143ZM148 259H149V258H148ZM162 259H163V258H162ZM183 259H184V258H183ZM192 259H196V258H192ZM203 259H204V258H203ZM213 259H214V258H213ZM213 259H212V260H213ZM216 259H217V258H215L214 260L216 261ZM228 259H229V257H228ZM249 259H250V258H249ZM249 259H248V260H249ZM0 260H1V259H0ZM4 260H5V259H4ZM14 260H15V259H14ZM26 260H27V259H26ZM32 260H33V258L31 259V261H32ZM46 260H45V262H46L45 264L48 263ZM54 260H56V259H54ZM114 260H115V259H114ZM130 260H131V259H130ZM155 260H156V259H155ZM155 260H154L153 262H155ZM166 260H167V259H166ZM175 260H177V258H175ZM175 260H174V261H175ZM184 260H185V259H184ZM184 260H183V261H184ZM214 260H213L212 262L215 263ZM217 260H218V259H217ZM221 260H223V258H222ZM250 260H251V259H250ZM253 260H254V258H253ZM17 261H19V260H17ZM23 261H24V260H23ZM28 261H29V260H28ZM28 261H27V263L30 264L31 261H29V262H28ZM34 261H35V260H33V262H34ZM40 261L43 262L44 260L42 261V260L40 259ZM40 261H39L38 263H40ZM49 261H50V260H49ZM60 261H61V260H60ZM79 261H80V263H82L81 260H79ZM86 261H87V260H86ZM111 261H113V259H112ZM157 261H158V258H157ZM159 261H160V260H159ZM183 261H182V263H184V262L186 263L187 259H186L184 262H183ZM205 261H206L205 263H207V260H205ZM209 261H211V260H209ZM209 261H208V264L211 263V262H209ZM224 261H225V260H224ZM224 261H223V262H224ZM226 261H227V259H226ZM241 261H243V260H241ZM255 261H256V260H255ZM255 261H252V260H251L252 263L255 262ZM0 262H1V261H0ZM6 262H7V261H6ZM6 262H5V263H6ZM11 262H12V261H11ZM19 262H20V261H19ZM33 262H31V264H32ZM51 262H52V261H51ZM116 262H117V261H116ZM134 262H135V260H134ZM144 262H146V261H144ZM153 262H152V263H153ZM164 262H165V261H164ZM172 262H173V260H172ZM202 262H203V260H202ZM245 262H246V260H245ZM248 262H249V263H246V264H252V263H250V261H248ZM258 262L261 263L262 261H259V260L256 261L257 264H258ZM5 263H4V264H5ZM20 263H21V262H20ZM27 263H26V261H25V263L22 262V264H27ZM38 263H37V264H38ZM68 263H69V262H68ZM75 263H76V262H75ZM80 263H79V264H80ZM86 263H87V264H95V261H94L92 258H90V259L88 260V262H86ZM198 263H200V262L198 261ZM205 263L203 262V264H205ZM220 263H221V262H220ZM256 263H254V264H256ZM262 263H264V262H262ZM0 264H1V263H0ZM2 264H3V263H2ZM8 264H10V263L8 262ZM13 264H17V263H14V261H13ZM18 264H19V263H18ZM41 264H42V263H41ZM50 264H51V263H50ZM56 264H59V263H56ZM60 264H61V263H60ZM113 264H114V263H113ZM135 264H136V263H135ZM157 264H158V263H157ZM169 264H170V263H169ZM171 264H172V263H171ZM175 264H176V263H175ZM177 264H179V263H177ZM211 264H212V263H211ZM231 264H233V263H231ZM236 264H237V263H236Z\"/></svg>",
	"mask_w": 264,
	"mask_h": 264
}]
</instances>
